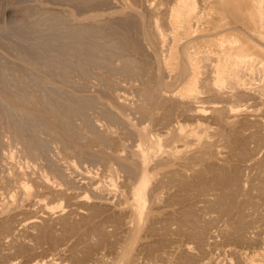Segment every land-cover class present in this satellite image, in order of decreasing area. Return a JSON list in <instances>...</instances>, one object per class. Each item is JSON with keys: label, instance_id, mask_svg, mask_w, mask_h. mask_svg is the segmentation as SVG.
<instances>
[{"label": "rangeland", "instance_id": "1", "mask_svg": "<svg viewBox=\"0 0 264 264\" xmlns=\"http://www.w3.org/2000/svg\"><path fill=\"white\" fill-rule=\"evenodd\" d=\"M92 1L89 2V0L88 1L87 0H0V29H3V30H0V64H1V66H3V67L0 66L1 71H3L1 68H4V67L7 68L12 62L19 60L20 55H22V54H20L21 53L20 50L23 49L24 46L26 48L32 47V45H33V47H36V48L38 46L40 47L41 45H39L38 42L40 43L41 40L38 41L37 39L39 38V35H41L43 33H44V36L41 35L42 37H40V38L42 39V38L48 37V38H46V39H48V42H50L52 38L55 39L57 32L61 31L64 34V35H62V37H56L58 40L56 39L54 41V39H52L53 41H51L52 43L50 42V45H51V47H54V48L49 47L48 52H52L53 49L56 50L60 45L61 46L65 45V44L66 45H72L73 43H75L74 42L75 41L74 38H76L75 32L74 33H72L73 31L68 32V29L70 27L72 28V27L77 26V25H74L75 21L70 19L72 15L77 17V18L75 17L76 20H78V19L81 20L80 23L85 22V23H81L82 25H80L78 27L84 28V26H86L84 28V29L87 28V30H85L86 31L85 33L88 36L90 35L89 37L85 35L86 38L83 40V42L85 41L84 44H83V42H81V45H83L82 50L85 52L86 51L85 49H87L85 47H87L88 45H92V43H94L95 45L98 44L97 45L98 47H99V45L101 46V48L104 47L102 50L105 51L104 52L100 49V51L98 52L97 51L98 47L96 50L97 54L98 55L100 54L99 57H101V59L99 58L100 59L99 62L103 61V65L105 63L104 66L102 65V62L100 64L97 60H95L97 63L94 64V62H95L94 59H92V62H93V64H92L91 62L87 61V59L85 60V58L79 57L80 59L77 58V60H75L76 59L75 58L74 60L79 61V62H77V63L74 62L73 64L78 69L82 68V71H85V72L82 73L80 71L81 69L78 70V69H76V67H75V69H73L74 65L71 63H68L71 66L73 65L72 67L69 65L68 66L71 67L74 71L72 70L73 71L72 72L70 70L71 68L69 69V71H66L67 75H69V76L66 75V77H65L66 79L64 78L63 80H61L58 77H55V79L52 80L51 84L55 85L57 87L56 91L54 90V92L53 91L51 92L49 87H47V89L45 91H43L44 94L45 93L47 95L51 94L54 101L56 99H58L59 104H57L58 102L56 100L55 102H57L56 103L57 105L55 106V108L58 107V109H60V110H61V108L62 109L64 108V107H60V106H66L65 108H67V106H69L71 104V102H73V101L76 102L75 99L77 98L78 101L76 103L78 104V106H76L77 104L75 103L76 104L75 107L82 110L84 113L80 111L79 113H80V115H82V116H80L79 113H77L78 115L75 113L76 114L75 115L74 113L72 114L71 112H69V114L71 113L70 117H67L65 121H62V123H64L62 125L63 127L57 128L53 124L55 126L56 130L57 129L60 130V133L62 131L64 132V133L62 132V134L57 132V133H59V136H61L60 138H59V136L57 137V135H55L56 133L54 130H53V133L50 130L51 131V134H50L48 131L49 129L45 130V129H47L46 127H45V129H43L44 125H42L41 123H38L37 121H35V123L32 122V127L37 128V131H36V128H34L35 129L34 140L37 137L38 140L36 139L35 141H36V144H38L37 146H39V148L35 149L34 151H39L38 153L34 152V154H31V155H30V152L28 153L26 147L28 144H31V142L29 141L31 139H29L30 137H28L29 135H28L27 131H25L27 134V137H26V134H24V136H25L24 139H23V136H22V138L21 137L13 138L15 136V134L13 136L14 132L12 133L10 131V129L6 128L7 126H5V124H6L5 120L10 118L11 115L9 116L8 113H10L9 111H11L12 109H10L9 105H8L9 106V108H8V106H6L7 104H5V106L3 105L2 107H0V117H1L0 132L2 133V135L0 133V137H1L0 138V163H1L0 164V264H5V263L6 264H13V262H14V264H33L36 261H40V259H41V262L43 261L44 263H47L50 261L51 262L57 261L58 263L61 262L62 264H83V262L86 263V261H84V260H86V258L88 256L92 257V259L93 258L98 259L100 256H103L104 260H107L110 262V260L113 259L112 257H116L119 254V252L121 253L123 250L124 251L128 250L129 260L132 262V264H144V263L147 264L148 260L150 261V258H152L151 259L152 261L149 263L155 264L156 263L155 260L158 262L160 260V259H157L156 256L154 257V255L157 254V251L159 253L160 250L162 252L164 249L165 250L167 249V251L169 253H171L174 248H178L177 245L182 246V244L184 243L183 245H185L186 242H187V245L191 244L190 247H193L192 249L190 248L191 253L188 254L186 252H183V251L181 252L180 250H178L179 252H176V254H177V257H176L175 256L176 254L173 253L176 250V249H174V251L172 252L173 255L172 254L171 255L174 256V259L179 258L178 259L179 261H175L176 259L174 260L173 258L171 260L172 256L170 255V258H169L170 260L168 259L170 262L171 261L174 262L173 264H176V262H178V264H182V262L180 261V258H181V256L183 257L185 255V254L183 255V253H186V256L188 254L189 258L191 260L194 258V257L192 258L191 254L192 255L194 254V256H196L195 257L196 259L197 258L199 259V257H200L201 260H204V258L206 257L205 260L202 261V263H200L201 261L198 262L200 264H205V263H207V264L208 263L209 264H243L242 263L243 259H241L242 258V252L244 250H246V252L251 253L254 251L253 249H257L256 245H254L257 240H255V238L253 237V234H250L253 232L252 230H256L255 229L256 227L254 228L251 225L255 226L258 223H259L258 225H260V223H261V225L263 224V226H260V227L262 229H264V176H263L264 172L260 171L261 169H262V171H264V135H263L264 134V130H263L264 129V94L261 93V92H263L262 89H264V87H262V86H264V80H262V79H264L263 78L264 73H262L263 68H261L262 66H261V62H260V61H263V59H264L263 58V56H264V37H260V36L264 35V31H263V34L260 35L259 32L253 31V33H252L251 30L248 31L247 29L244 28L245 29L244 31L245 32L247 31L246 32L247 34L252 33L255 36L253 42L256 41L257 45L254 43V46H253L254 50H251V49H253V47L250 50L254 51L255 54H256V52H255L256 49H258V50H256L257 52L259 51L258 54H256V55L254 54V56H253V57H255L253 59L254 63L252 61L251 62L249 61V63H253V65L252 64L248 65V63H246V65H245L246 67H248V69L245 67L246 68L245 71L242 72L243 73L242 74V77H243L242 81L247 83L245 85L243 84L244 86L243 85L241 86V84L239 85L236 82L235 83L231 82V81H234L233 79H229V80L227 79V81H224L225 86L224 85L222 86V90H221V86L216 87L217 84L215 85V82H214L213 76H212L213 74L212 73L210 74V71H212V68L215 67L216 62L214 63V61H211V60L212 59L214 60V58L216 57V55H214V54H216V52L212 51V53H210L208 51H204L202 53L201 52L202 51V49H201L202 43L200 44V42L198 41L199 39L196 40V42H199L200 46L199 45H198V47L194 46L193 47L194 49H193L192 45L191 46H190V44L188 45L193 50L196 49L194 52L197 53L198 51H200V54L198 52L197 55H196V53L194 54V52H193V54L195 56H197L198 59L200 60V61L198 60L199 63H197V65H199L200 67L198 66V70H199L198 75L199 76L197 75V77L199 79L196 78V81H195V84L197 86V90H199L197 92V95H199V99L198 98L194 99L193 101H195V103L193 102L192 105L194 104V105H202V106H206V107L208 106V108H209V106H213V104H214V106H217V108L221 109L220 107H222V105L225 104L226 107L228 106L227 108H229V109H227V110H229V111H227V112H229V114H231V116H232V114L235 115L236 112H238V111H239L238 114L239 115L241 114L240 116L239 115L237 116V114L235 116H233L234 119H236V122L233 120V117H232V119H230L231 120V122H230L229 118L231 116H228V114H226V116H228V117H225V115H224L225 114L224 112L226 111V107L224 108L225 109L224 112H223V107L221 109L222 110L221 114L224 113L223 114L224 117L222 115L215 114L216 116L219 117V119L215 115H214L215 117L212 115V113H214L212 110H211V114H210V108H209V110L206 109V111L202 115V117H204L207 114V116H205L204 119H206L210 116V118L206 119V120H209L210 122H208V121L204 122V120H203V123L206 125L208 122L207 127H208V129H210L212 131L211 132L208 130L209 133L207 132L206 141H211L209 143H211V144L213 143L212 144L213 146L211 148H209L210 146H208L206 148L207 150H202L203 153L202 152H201L202 154L200 153L201 159H200V161H198V162H200V164L197 163L195 165V174L194 173L192 174L194 176V181H195L194 183L195 184L193 183V180H192L193 177L191 175L192 179L190 177V180L192 181V184H194L193 185L194 187L190 188L189 185H190L191 181L189 179L185 178L186 180L190 181V182L189 181L187 182V184L189 183L188 185L186 184V182H185L184 186H183V184L181 186V185H178V183H176L177 182V180H176L177 176H175L174 174H176L177 166L175 165V161H173V159H170V160L168 159V161H164L165 158L162 159V157H164L165 155L162 151L165 148L164 149H163V147L161 148V146H163L162 143H164L166 140L168 141L169 136L172 135L171 133H174V132H171V130L174 131V127L176 125L175 123L177 121H182L184 118V116L182 117V115L181 116L179 115L180 114L179 111H178L179 114L178 113L176 114L178 117H176V115H175V117L177 119L176 122H175L176 119L174 120L173 116L175 114L176 108H178L179 105L181 104L180 102L185 101V100H183V101L181 100V101H179V103H180L179 104L178 101H176V97H174L175 92L178 91L179 88H181V86H182L181 84H184L185 81L179 82L178 84L180 86L178 84H175L174 88L172 86V89L176 88V90H174L175 92L172 91L171 88H170L171 90L169 91V88L167 86H165L167 89L164 87V82L171 80L170 81V83H171L172 79L174 80V76L177 72V68L175 66H173L171 68L174 71L176 70V72L174 73L171 69H169V68L167 69V67H165L166 64L164 65V60H166V58H167V56H165L166 54L164 53L165 52L164 51L165 46H162V47L159 46V47L155 48L152 45L150 46V44H148V42H146V40L144 42H142L144 37L142 36L143 32L141 29H142V26L144 27V25H141V23H139L140 19H141L139 17H142L141 15H142V13H144L142 8L138 9V6H137L139 16L138 15H135V16L136 17L138 16L137 18H139V22L133 24L132 26L131 25L126 26L125 22H123L125 20V19H123V16H124V18L127 17V19L129 20V18L132 19L133 18L132 15H134L132 13L133 12L132 11V5L128 6L130 1L129 2H128V0H125V2H124V0H120V1L119 0H109V1L108 0H92ZM153 1H154V3H153ZM158 1L159 0H152V5L155 4L154 7H152L153 9H156V7L158 6V5L156 6ZM161 2H167V1L163 0ZM161 2H159V4ZM198 2H199V0H198ZM165 4L167 5V3L159 5L162 8L159 10V12H161V10H165V8H166ZM89 5H91V6H89ZM81 6H83V7H81ZM121 11L123 14L121 13ZM45 13H46V15H45ZM95 13H97V14H95ZM152 13H153L152 15H154V12H152ZM48 14H49V16H48ZM155 14H156V10H155ZM228 14H230V13H227V16H225L226 19L223 18L224 22L226 20L230 21L233 19L232 17H230L231 14L230 15H228ZM60 15H61V17H59ZM88 15H89V18L87 17ZM237 15L238 16L241 15L239 17H244V16H242L243 14L237 13ZM47 16H48V18H47ZM42 17L47 18V20H45V19L42 20ZM161 17H163L165 19V16L161 15ZM66 18H68V19H66ZM109 18H110V20H109ZM48 19H50L51 23H53V24L58 23L59 25L55 24L57 27L60 25H62V26L58 27V30H56L57 27H56V29H52L51 27H47V25H43L42 27L39 26L41 22L43 24H48L49 22L46 23L47 21H49ZM111 19L114 21L113 23L111 22L112 21ZM44 20H45V22H44ZM161 20H163V19L161 18L159 21H161ZM165 20H163L164 23H165ZM38 21H40V23ZM109 21L111 22V24H109L110 23ZM37 22H38V24H37ZM62 22H63V24H61ZM94 22H95V24H93ZM97 22H99L100 24ZM103 22H104V24H102ZM163 22L161 21L162 25H164ZM106 23L109 25H107ZM70 24H71V26H70ZM115 24H116V26H115ZM136 24H138V25H136ZM238 24L241 25V23H238ZM4 25H5L6 29H5V27H3ZM36 26H38L39 28L38 27L36 28ZM90 26H93V29ZM118 26H124V27L126 26V27L124 29H122V27H120L122 29L121 30ZM67 27H69V28H67ZM88 27H90V28H88ZM46 28H48V29L46 30ZM49 28H51L53 31L51 29H50L51 30L50 31ZM136 28H138V29H136ZM42 29H44V31ZM113 29H119L121 31H124L127 33V35L135 37V38L142 36L140 39H142L141 42L143 43V46L145 45L144 48L146 47L145 48L146 50L144 49V52H142V54H140L138 52L134 53V52L126 51V50H123L120 48L121 51L123 50L121 52L119 49H116L117 47H115V48L113 47L116 50H114L113 48L110 49V47L114 45V44H112V42L117 41L115 38H117L116 36L119 34V30L116 31ZM36 30L38 33L36 32ZM40 30H42L41 32H43V33L40 34V32H39ZM54 30L56 32H54ZM113 31L118 32V33L112 34ZM132 31H133V33H132ZM135 31H137V32H135ZM35 32L37 34H35ZM87 32L89 34H87ZM237 33L239 35H240V33H242V35H244V36L247 35L246 33L240 32V30L237 31ZM115 34H117V35L114 36ZM137 34L138 35L140 34L141 36H138ZM73 35H75V36H73ZM136 35H137V37H136ZM35 37H37V38H35ZM119 37H121V35L118 36V38H117L118 40H120ZM33 38H34L35 42L33 41ZM66 39H68V41ZM69 39H71V40H69ZM256 39H258V40H256ZM210 40H212V38H210V37L205 38V39H203V41H204L203 43L204 44L209 43ZM88 41H89V43H87ZM29 42H31V43H29ZM109 43H110V46L108 47L107 45H109ZM193 43H194V41H192V44ZM29 44H31V45H29ZM86 44H88V45L86 46ZM104 44H106V45H104ZM116 44H118V42H116L115 45ZM205 46H207V44ZM39 47L37 48V50L40 53L43 52L46 55V56H43V54L41 53L42 57H43L42 59L44 61H45V59H46V61H49V60L53 61V60H51V58H52L51 53H48V52L45 53V51H43L44 50L43 48H45V47H43V48H42V46L40 47L43 50L39 49ZM195 47H197V48H195ZM106 48H108V49H106ZM190 48H189V50L191 53L192 49H190ZM206 48L208 49V47H205V49ZM50 49H51V51H50ZM154 49H156V50H154ZM15 50H18L19 52L17 53V51L15 52ZM108 50H110V51H108ZM113 50H114V52H113ZM203 50H204V48H203ZM23 51L24 50H22V52ZM124 51L126 53H124ZM148 51H150V53ZM112 52L113 53L116 52L114 54L115 58L112 57L113 56L111 54ZM53 53L54 52H52V54ZM144 53L146 54V56L144 55ZM97 54L94 56L96 57ZM101 54H103V55H101ZM118 54H120V56ZM203 54H205V55H203ZM208 54H209V56H208ZM116 56H118V57H116ZM206 56H208L209 59L206 58ZM102 57H103V59H102ZM129 57H132L131 59H136V58L137 59H136V61L133 60V62H132V60H131L129 62V60H130ZM143 57L145 59V60H143V62L145 63V61H146V63H145L146 65L141 64ZM145 57H147V59ZM154 57L158 58V60H160V62L157 61V59H155ZM164 57H166V58H164ZM211 57H212V59H211ZM111 58H113V59H111ZM80 60H81V63H80ZM82 60H84L85 62L84 61L82 62ZM121 60H123V61L121 62ZM140 60H141V62H140ZM9 61H10V63H9ZM105 61L109 62V64L106 63ZM203 61H204V63H203ZM7 62H8V64H7ZM123 62L126 65L128 64V66L122 65ZM139 62H140V64H139ZM152 62H154V63L152 64ZM82 63H84V64H82ZM132 63H133V65H132ZM115 64H117V65L115 66ZM135 64L137 66H139L140 68H142L143 71L145 70V72L140 70L139 67L138 68L140 71L138 70V68H137V70L133 69L136 66ZM257 64H258V66H257ZM5 65H7V66H5ZM86 65L88 68H86V67L84 68V66H86ZM131 65L133 66V68H132L133 70L138 71V72L142 71V73L141 74L139 73L140 74L139 75L138 72L135 73L133 71V73L135 75H133V77L130 78L132 76L130 74V73H132V71L130 70ZM140 65H142V66H140ZM158 65H160L161 68L160 67L157 68ZM78 66H80V67H78ZM89 66L90 67L92 66V68H90ZM98 66H100V67H98ZM123 66H126L129 68V71H130L128 73L129 75L127 74L128 71H126V69H124ZM152 66H153V68H150ZM94 67H95V69H93ZM112 67H113V69H112ZM117 67H119V68L122 67L123 69L122 68L119 69ZM144 67H146V68H144ZM6 68H4V69H6ZM242 68H244V66ZM258 68H260V69H258ZM91 69L95 70V71H92L94 73L91 72ZM159 69L160 70L162 69V70L159 71V73H158ZM206 69L207 70L209 69V70L206 71ZM113 70L115 71V73H113L114 72ZM203 70L207 73L203 72ZM260 70H262V71L260 72ZM162 71H163V73H162ZM168 71L169 72L172 71L173 73L172 72H171L172 74L168 73ZM68 72L69 73L72 72V73L69 74ZM155 72L158 74V76L154 75ZM208 72H209V74H208ZM244 73L246 75H244ZM261 73L263 74V76L261 75ZM168 74H170L171 77L166 76ZM9 76L10 75L7 76L8 78L6 77L5 81H7V79L9 80V82L11 80L14 81L13 78L9 79ZM134 76L135 77L140 76V77L135 78ZM151 76L154 78H152ZM163 76H164V78H163ZM165 76L168 78H166ZM0 77L3 78L2 76H0ZM10 77H13V76H10ZM99 77H101V78H99ZM210 77L212 78L213 81L210 80ZM261 77H262V79H261ZM159 78L161 81L159 80ZM166 79H167V81H165ZM201 79H203L204 81ZM3 80H4V78L2 80H0L2 82L1 85H3V82H4ZM162 80H164V82ZM205 80L206 81L210 80V82H212V83H210L208 81H207L208 82L207 83ZM13 81L11 82V84L13 83ZM68 81L70 84L68 83ZM95 81H97V82H95ZM146 81L148 82V85H146ZM151 81H153V82L151 83ZM202 81L206 82V84L202 85ZM106 82H108V84ZM230 82H231V84H230ZM7 83L8 82H5L4 84H6V85L10 84V83H8V84ZM153 83H155L156 86ZM156 83H158V84H156ZM232 83H233V85H232ZM11 84H10V87L11 86L13 87V85H11ZM159 84H160L161 89L158 88ZM207 84H209L208 88L207 87H205V88H207V89L210 88L211 90L216 91L215 94H210L209 92L213 93L212 91H210V89L207 90L208 92H206L205 90L204 91L201 90V89H204L202 87L204 85H207ZM210 84H212V86H210ZM145 85L146 86L150 85L149 87L151 88V92L153 91L152 92L153 96L155 95L157 98H155V96L153 97L152 94H150L151 97L149 95H147L148 98L146 96H144L146 94H144L145 92H142V90H143L142 87L143 86L146 87ZM201 85H202V87H199ZM234 85H236V86H234ZM1 87L2 86H0L1 91H5V90L7 91V89L9 90V88H10L9 85L6 86L9 88H5V85L3 86V89H1ZM215 87H216V90H214ZM243 87H245V88H243ZM58 88H59V91H58ZM60 88H61V90H60ZM82 88H84V89L82 90ZM109 88H111V89L109 90ZM198 88H201V89H198ZM235 88L237 90H234ZM239 88H240V91H238ZM107 89H108V92H107ZM249 89H251L252 91ZM259 89H260V91H258ZM231 90H232V93L230 94ZM217 91H218V94H217ZM223 91H226L229 94L227 95L226 92H223ZM235 91H237V93L239 92L238 95ZM220 92L225 93V94H219ZM233 92L235 93V95ZM259 92H260V94H259ZM137 93H139V94H137ZM240 93H242V95ZM53 94H54V97H53ZM57 94H58V96H56ZM100 94H102V95H100ZM239 94H240V96H239ZM73 95H74V97H73ZM140 95H142V96H140ZM218 95H219V97H218ZM77 96H80V98L82 96L83 98L78 99ZM223 96H225L226 98ZM87 97H88V99L91 98L92 100H93V97H96L97 100L96 99H94L95 101L93 100V102L95 104L92 102V100H90V102H92L90 104L89 100H87ZM99 97H101V98H99ZM107 97H109L110 99H108ZM114 97L117 100H115ZM140 97L141 98L143 97V98L141 99ZM228 97H230V98H228ZM239 97H241V98H239ZM151 98L155 99V101H157V102H155L154 100H151ZM238 98H239V100H238ZM63 99L64 100L66 99V101H64ZM71 99H73V101H71ZM83 99L87 104L84 102V105L80 106V104L82 105ZM214 99L215 100L217 99L216 101L218 103L217 102L212 103V101H215ZM224 99L227 101V103H226V101H224ZM69 100L71 102H69V104L66 103ZM140 100L143 101V103H150L151 106L146 105V104L143 105V103H141L142 105L139 104L141 102ZM177 100H180V99H177ZM200 100H204L203 101L204 104H203V102H198ZM61 101H62V103H60ZM221 101L223 104L220 103ZM79 102H80V104H79ZM196 102L198 104H196ZM120 103L121 104L123 103L124 105L121 106ZM154 103L156 104L155 107H154V105H155ZM216 103H217V105H216ZM173 104H174V106H173ZM184 104H186V101ZM184 104L182 103L180 105V107ZM190 104L191 103L189 102V104L184 105V107L182 106L183 108H185V109L182 108L183 111L186 112L187 111L186 108H189L191 106ZM41 105H36V106L40 107L42 109L43 105L42 106ZM138 105H140L139 108L146 106L145 107L146 109L148 106L150 108L152 106L154 107V108L152 107L151 109L148 107L150 111L147 110L149 113L147 116L145 115L147 120H145V117L141 114L140 109L138 108ZM177 105H178V107H175ZM79 106H80V108H79ZM185 106H187V107H185ZM173 107H175L174 108L175 110H173ZM232 107L235 109H233ZM7 108L9 109V111ZM43 108L45 109L46 107L44 106ZM231 108L233 109V113L231 112V110H232ZM239 108H240V110L243 109V112H242V110L240 112ZM134 109L135 110L137 109V111H135ZM167 109H170L171 111L167 113V111H166ZM182 109H181V111H182ZM132 111H134V112H132ZM172 111H174L173 112L174 114H169ZM246 111H248V112H246ZM153 112H155V113H153ZM249 112L254 116H252L250 118L251 114H249ZM254 112H255V114H254ZM121 113H122V115H121ZM150 113H151V115H150ZM188 113L186 112L184 114L186 115ZM256 113L259 114L258 117H257ZM4 114H5V116H8V117H5ZM69 114L67 113V116ZM139 114L142 116V118L144 120L143 119L141 120V117ZM163 114H165V115H163ZM12 115H14V114H12ZM18 115H19V117L14 115L16 117L13 116L12 117L13 120H14V118H15V120H16V118H19L21 121H23L24 119L21 118L22 117L21 112H18ZM73 115H75V116H73ZM167 115H168V117H167ZM169 115L172 117H170ZM211 115L213 116V118ZM152 116H154L153 117L154 119L152 118ZM179 116L182 119L181 118L178 119ZM236 116H237V118L239 117L238 119L240 120V122L237 121ZM166 117L169 119H167ZM186 117H188V119H189V115H186L185 118ZM84 118H87V119L83 120ZM226 118H228V119H226ZM149 119H150V121H149ZM186 119H185V121H186ZM224 119L227 120V122L229 121L231 123V125H233V124L234 125L231 126L230 123L222 124L225 121ZM31 120L32 119H30V122L28 121L29 124L31 123ZM123 120H125V121H123ZM173 120H174V122H173L174 124H171ZM16 121H19V120H16ZM233 122H235V123H233ZM36 123H38L39 125L37 126ZM67 123H69V125ZM253 124H254L255 128H254V126H252ZM70 125H71V127H70ZM72 125H74V127L76 128V130H75L76 133H75V131H72L75 129V128H73ZM68 126L70 128H68ZM235 126H236V129L233 128ZM64 127L65 128L67 127V129H65ZM87 127L91 128V129H88ZM172 127H173V129H171ZM257 127H258V130H257ZM261 127H263V128H261ZM62 128H64V130H62ZM140 128H144V129L146 128L145 130L148 131L149 137L148 136L144 137L147 142L145 141V139H143L142 136L140 137V136H138V134H136L138 132H135V130L138 131V129H140ZM239 128H241V129H239ZM77 129L79 132H82V133H78ZM221 129H222V131L219 132L218 130H221ZM226 129H228V130H226ZM259 129L261 131H259ZM40 130L41 131L44 130V131L41 132ZM66 130L68 131V134H69V131L72 132V133L70 132L71 135L69 134L68 136H70V137H68V138H66V136H67L65 134V133H67V132H65ZM216 130L218 131L219 134L216 133ZM154 131H155V134H158V133H160V134L163 133V135L165 134L164 136L161 134L160 137L162 140H160V142H159L160 144L155 141L156 137H154V136H156V135H153V134L150 135V133H154ZM169 131H170L171 135L167 134V133H169ZM47 132H48V134H47ZM249 132H250V134H252L251 136H253V138L250 137ZM221 133H222V135H221ZM254 133H255L256 137H255ZM78 134H81V135H78ZM166 134L168 136L167 138H166ZM208 134L209 135L214 134V135H211V137H210ZM247 134H249V135H247ZM259 134H260V136H259ZM77 135L79 136V140H78ZM93 135H95V136H93ZM246 135H247V139L245 137ZM98 136H99V138H98ZM212 136H214V137H212ZM261 136H263V137H261ZM64 137H65V139H64ZM74 137H75V140L72 141V138L74 139ZM208 137H210V138H208ZM239 137L241 138L242 141L240 140ZM258 137L259 138L261 137L260 138L261 141H259L260 139ZM26 138L28 139V141H26L27 140ZM163 138H166V140H164ZM229 138L231 141L229 140ZM20 139H21V141H20ZM45 139H47V140H45ZM141 139L144 142L141 141ZM152 139H154L155 143H157L159 146L160 145L161 146L159 147V146L155 145V143L152 141ZM171 139H172V136L170 137L169 142L171 141ZM212 139H214L215 142H212ZM1 140H4V141H1ZM76 140H77V142H76ZM235 140L236 141L238 140V141L236 142ZM25 141L28 143L27 145H25ZM31 141L33 142V140H31ZM38 141H41V142L45 141V143L47 145L44 143L42 144L41 142L37 143ZM78 141L80 143H78ZM161 141H162V143H161ZM140 142H141V144H140ZM142 142L144 143L145 147L142 146L143 145ZM214 144H215V146H214ZM44 145L48 146V148ZM152 145H154V146H152ZM41 146H43L42 150L40 149V148H42ZM164 147H165V145H164ZM86 148H87L88 152L82 150V149H86ZM89 148H90V150H88ZM132 149H134V151H135V149L138 151L141 149V151H139V152H142V154L145 156L144 157L145 160H144V158H142L138 161L139 163H137V164L135 163L136 161H134L136 167L137 166L139 167V168L137 167L138 168L137 170L140 171V169L141 168L142 169L140 172H137V173L135 172V174H133V175H128V174H126V170H124L122 163L124 161H129V160H126L128 158L130 159V161H132L131 160V158H132L131 154L133 152ZM82 151H83V154H81ZM207 151L209 153V156L213 155V153H214V155H216V152L218 153L217 154L218 156H212V157L210 156L209 157V156H207L208 155ZM206 153H207V155H206L207 158L205 157ZM90 154H91V157H90ZM92 154L95 155L96 157L95 156L92 157L93 156ZM97 155H99V156H97ZM104 155H105V157H104ZM159 155L161 157L160 160H159ZM161 155H163V156H161ZM219 156L220 157L224 156V157H222L223 158L222 159ZM251 156L253 157V160H252ZM121 157L125 160H123ZM116 158L118 159V162H117ZM247 158L248 159L251 158V159H249L250 162L248 161ZM202 159H204V160H202ZM208 159H209V161H208ZM212 159H214V160H212ZM156 160H157V162H156ZM141 161L143 162V164ZM171 161H173L174 163L173 162L170 163ZM244 161H248L249 163L246 162V164H244ZM253 161H255V162H253ZM50 162H51V164H50ZM212 162H213V164H212ZM251 162H253V163H251ZM259 162H260V164H259ZM160 163H162L164 165H162ZM215 163L217 166L214 165ZM222 163H223V166H222ZM224 163H225L226 167L224 166ZM257 163L259 165H257ZM155 164L157 166H155ZM247 165H249L248 168H247ZM120 166H121V168L122 167L123 168L121 169ZM197 166H199V167L201 166L202 170H200L201 168L199 169V167H197ZM206 166H208V167H206ZM212 166L215 167V169ZM251 166L254 168H252ZM4 167L6 170L4 169ZM211 167H212V169H211ZM216 167H220V168H218V170H220V172L216 171L217 170ZM251 168H252V170H251ZM196 169H198L202 173L201 174L198 173V170H196ZM142 170H143V172H142ZM256 170H258V171H256ZM196 171H197V173H196ZM210 173H211V175H210ZM204 174H206V175L204 176ZM214 174H216L217 176ZM196 175L199 178L197 177L195 180ZM237 176H238V178H241V179L243 178V181L241 180L242 183L237 178ZM125 177H127V179ZM143 177H144V179H143ZM203 177H206V178H203ZM141 178L143 180H141ZM208 178H210V179L212 178V179L208 180ZM244 178L245 179L247 178V180L249 179L248 182H246ZM133 179H134V183H132ZM200 179H202V181ZM206 179L208 180L209 185L205 184V181H207ZM213 179H215V180L217 179L216 182ZM218 179H219V181H218ZM16 180H18L19 182ZM173 180H175L176 182ZM238 180L240 182H238ZM236 181H237L239 186H237ZM198 182H200L201 184ZM16 183L18 185L24 184L26 187V191L24 192V190H23V192H22L21 189L19 191L17 189L18 185H16ZM203 184H204V186H203ZM186 186H187V188H186ZM240 186L243 188L242 189L243 191L241 190V188H238ZM177 187H182L183 189L185 188L189 191H187V190L185 191V189L183 190L182 188H177ZM228 187L230 188L229 190H228ZM196 188H197V190H196ZM210 188L211 189L214 188V190L212 189L213 192L214 191L216 192V190H217L216 193L219 195H217L213 192H210L211 191ZM190 189H192V190H190ZM225 189H227V190H225ZM238 189H240V190H238ZM182 190H183V192H181ZM209 192L211 195L208 194ZM25 193L26 194L28 193V195H26ZM186 193L189 195H187ZM205 193H207V194H205ZM212 193H213V195L215 194L214 195L215 198L213 197ZM139 195H140V198H139ZM205 195L206 196L209 195L211 197V198L209 197L211 200L208 198V196L206 198ZM152 197H154L155 200ZM216 197H218V198H216ZM206 199H207V201H208V199L210 200V201H208V202H210V204L207 201H206L207 203L204 201ZM212 199H214V200L216 199V200L213 201ZM37 200H38V202H37ZM181 200H182L183 204H181L182 203ZM153 201H155V202L153 203ZM199 201H201V202H199ZM211 201H213V203H211ZM141 202H142V204H141ZM232 206H233V208H232ZM241 206L243 209L240 208ZM120 208L122 210H120ZM184 209H186V210H184ZM237 210H240L239 212L243 211L244 214L243 213H240V214L244 215L243 217H244V219H246L247 222L248 221L250 222V220H251V222H253L252 217L254 219V224L249 225V227L247 226L248 230H249L250 226L254 229L250 228L252 230H250V231L247 230L248 233H245L246 232V230H245V232H243L242 236H240L239 233H236L235 229L233 227H231L232 225H230V223H228L229 221H231V219L232 220L235 219V216L237 219V216H238ZM228 212H230V213H228ZM234 213L235 214L237 213V214L235 215ZM245 213H247V215H249V214L250 215L253 214V215H251L252 217L247 216L248 218H246ZM130 214L133 216H131ZM182 214H186V215H182ZM229 214L230 215L232 214V215L229 216ZM181 215L183 217L180 219L179 217H181ZM191 216H192V218H191ZM228 217H229V221H228ZM190 218L192 220H190ZM132 219H133V222H132ZM129 220H131V221H129ZM178 220H180V221H178ZM235 220H233V222H235ZM255 220L258 221V223H255L256 222ZM191 221H193L194 224ZM229 225L231 228H233V231L237 235L235 233L233 234V231L231 230ZM258 225H257V229H260ZM194 227L197 228L196 229L197 232H196ZM206 227L207 228L209 227V229H207ZM200 228H202V232L200 231L201 230ZM221 228L227 229V231H225L226 229L225 230L223 229L225 231V232L223 231L224 235H222V233H221L222 232ZM181 229H185V232L188 231V233L186 232V234H185V232H183L184 230H181ZM189 229H192V230L194 229V230L192 232V231H189ZM228 229H230L231 230L230 233L231 232L232 233L227 236L225 234H227L226 232H228ZM215 230H216V232H214ZM180 231H182L183 233L182 232L180 233ZM210 231L214 234L215 237H213L212 233H209ZM189 232L194 233V234L198 233L196 236H197L198 241H199V239L201 240V241H199V243H200L199 245H201V246L198 245V241H196V239H193L194 237L196 238V236L194 234H193V236H191L192 234L190 235ZM219 232H220V234H219ZM199 233L200 234L202 233L201 236L203 238H204L205 233H206L207 239H208V237L210 239V240L208 239L209 242H211V240H212V242L214 241V244H212V242L211 243L206 242V243L208 245L212 244L214 247H216L215 248L216 250L213 248L212 245L204 246L205 245L204 243L201 244L202 242H205L207 239H206V236H205V239L200 238L201 236L200 237L198 236ZM216 233L219 234L220 236H218V235L216 236ZM245 234H247L246 237L250 236V238H247L245 240V238H246L244 236ZM231 235L232 236L236 235L237 237L233 238ZM221 236H224V237H222V238H224L223 240H222ZM191 237H193V238H191ZM230 237H231V240L233 241V243H232V241L229 242ZM215 238H217V240H215ZM235 238H237V239L235 240ZM194 240L197 243L193 242ZM224 240H227V241H224ZM250 240L251 241L255 240V241L250 242ZM235 241H237V242H235ZM243 241H247V242L245 243ZM225 242L232 243V244H228L230 246L229 247ZM233 244H235V245H233ZM246 244L250 245V246H247ZM196 245L199 246L198 247L199 250H198ZM252 245H254V247ZM172 246H175V247H172ZM203 246H204V249H202V250L204 252L201 251V248ZM125 247H127V248H125ZM171 247H172V251H170ZM252 247H253V249H252ZM251 249H252V251H251ZM148 250L154 251L155 254H153V257L151 254L152 251H148ZM148 252H150V254H151L150 258H148L150 255ZM180 252H181V255L179 254V256H178V253H180ZM186 256H185V258H186ZM53 258H54V260H53ZM187 258H188V256H187ZM187 258L185 259L184 263H189V262L192 263V261L186 262ZM50 259H52L53 261ZM196 259L193 260V261H195V262H193L194 264L195 263L197 264L196 261H198V260H196ZM208 259H210V261ZM59 260H60V262H59ZM91 260H90V262H91ZM163 260H161L162 264H164ZM79 261H83V262H79ZM88 261H89V259L87 260V262ZM167 261H165V264L166 263L172 264V262L170 263L168 261L169 262L168 263ZM161 262H160V264H161ZM191 263H189V264H191ZM99 264H103V263L100 262ZM156 264H158V263H156Z\"/></svg>", "mask_w": 264, "mask_h": 264}, {"label": "bare ground", "instance_id": "2", "mask_svg": "<svg viewBox=\"0 0 264 264\" xmlns=\"http://www.w3.org/2000/svg\"><path fill=\"white\" fill-rule=\"evenodd\" d=\"M88 1V0H87ZM90 1H92V0H89V2ZM109 1V0H108ZM120 1V0H119ZM130 1V3L128 4V6H130V5H132V13L134 14V15H132L133 16V18L132 19H130L129 18V20L127 19V17H125L124 18V16H123V19H125L123 22H125V25L126 26H132L133 24H135V23H137V22H139V18H141L140 19V22L139 23H141V25H144V27L142 26V32H143V40L142 39H140L142 36L139 34H137L138 36H141V37H138V38H135V37H132V36H129V35H127V33L126 32H124V31H121L122 29H124L125 27L124 26H118L119 28L120 27H122V29L121 30H119V29H113V30H119V34L121 35V37H119L120 38V40H118L117 38H118V36H120L119 34L117 35V34H115L114 36H116L117 38H115L117 41H111L112 42V44H114L113 46H111L110 47V49H112L113 47L115 48V47H117L116 49H119L120 50V48L121 49H123V50H126V51H130V52H138V53H140V54H142V52H144V49L146 48H144V46H143V43L142 42H144L145 40H146V42H148V44H150V46L152 45V46H154L155 48H157V47H159V46H165L164 48H165V56H167V58L166 57H164V58H166V60H164V65L166 64V66L165 67H167V69L169 68V69H171L173 66H175L176 68H177V72H176V70L174 71V70H172L174 73L176 72V74H175V76H174V80L172 79V82L170 83V81L168 82L167 81V79L165 80V81H167V82H164V80H162L163 82H164V87L165 86H167L168 88H169V91L172 89V86H173V88H174V86H175V84H178L179 82H184V84H181L182 86H181V88H179V90L178 91H174V90H176V88L175 89H172V91H174L175 92V94H174V97H176V101H178V103H179V101H183V100H185L186 101V104H189V102L191 103L188 107L189 108H186V112L188 113V114H186V115H189V119H188V117H186L185 118V114L184 113H186L185 111H183V109H185V108H183L184 107V105H186V104H184L185 103V101H183V102H180L181 104L183 103L184 105H182L181 107H180V105H179V107L182 109V111H181V109L178 107V105L177 106H175V107H178V108H176V110L174 109L175 107H173V110H175V114L173 113L174 111H172L171 113H169V114H174V120L176 119V117H178L176 114L178 113V111L180 112V116L182 115V117L184 116V118L186 119V121H185V119L183 118V120L182 121H177V119L175 120V127H174V131H172L171 129H173V127L170 129L171 130V132H174V133H171L170 134V131H169V133H167V134H170L171 136H172V139H171V141L169 142V140H170V137L171 136H169V140L167 141L166 140V138L168 137L167 136V134H166V138H163L164 140H166L164 143H162V141H161V143H162V145L163 146H161V148L163 147V153H164V157H162V159L163 158H165L164 159V161H168V159L170 160V159H173V161H175V165L177 166V168H176V174H174L175 176H177V182L175 181V180H173V181H175L176 183H178V185H181L182 186V184H183V186H184V184H185V182H186V184H187V182L190 180V177H191V175L194 173L195 174V165L198 163V164H200V162H198V161H200V155L203 153L202 152V150H207L206 148L208 147V146H210L209 148H211L213 145V143L211 144V143H209V142H211V141H206V139H207V132L209 133V131H211L210 129H208V127H207V124H208V122H210L209 120H206V119H208V118H210V116L208 117V118H206V119H204V117L205 116H207V114L204 116V117H202V115L205 113V111H206V109L207 110H209V108H210V114H211V110L214 112V113H212V115L214 116L215 114H218V115H222L223 117H224V115H225V117H228V116H231V114H229V112H227V111H229V110H227V109H229V108H227L226 106H225V104H223L222 103V101L220 102L221 104H223L222 105V107H223V112L225 111V107H226V111L223 113V114H221L222 113V107H220L221 109H219V108H217V106H214V104H213V106H209V108H208V106L206 107V106H202V105H192V103L194 102L195 103V101H193L194 99H196V98H198L199 99V95H197V92L199 91V90H197V86H196V84H195V81H196V78H198L197 77V75L199 74V70H198V66L199 65H197V63H199V59H198V57L197 56H195L194 54L196 53V52H194L195 50H193L194 48V46H197L198 47V45H199V42H200V44L202 45L201 46V49H202V53L204 52V51H208V52H210V53H212V51L214 52H216V54H214V55H216V57L214 58V60L212 59V57H211V61H214V63H215V67H213L212 68V71H210V74L212 73L213 75V80H214V82H215V85H216V87H218V86H221V90H222V86L224 85V81H227V79L229 80V79H233L234 81H231V82H233V83H237V84H241V86L244 84H247V83H245L244 81H242V79H243V77H242V72L243 71H245V69L247 68L248 69V67H246L245 65H246V63H248V65L249 64H252L253 65V59L255 58V57H253L254 56V51H251V50H254V43L256 44V41L255 42H253V40H254V35L252 34L253 33V31H256V32H259V34L261 35V34H263V31H264V0H199V2H198V0H166L167 2H161V1H163V0H159L158 1V3L156 4V9H153L152 7H154V5H152V0H128V2ZM93 2V1H92ZM111 2V1H110ZM124 2H125V0H124ZM123 2V3H124ZM159 2H161L160 4H159ZM72 3V2H71ZM88 3V2H87ZM97 3V2H96ZM153 3H154V1H153ZM164 3H167V5L165 4V10H161V12H159V10L160 9H162L161 8V6H159V5H162V4H164ZM80 4V3H79ZM78 4V5H79ZM85 4V3H84ZM89 4V3H88ZM119 4V3H118ZM89 6H91V5H89ZM137 6H138V9H140V8H142V10H143V12L144 13H142V17H139V18H137L138 16H139V14H138V10H137ZM140 6V7H139ZM80 7V6H79ZM81 7H83V6H81ZM86 7V6H85ZM119 7V6H118ZM123 7V6H122ZM71 9V8H70ZM92 10V9H91ZM153 10V11H152ZM155 10H156V14H155ZM115 11V10H114ZM113 11V12H114ZM117 12V11H116ZM128 12V11H127ZM141 12V11H140ZM152 12H154V15H152L153 13ZM100 13V12H99ZM115 13V12H114ZM120 13V12H119ZM121 13H122V11H121ZM227 13H230L231 14V16L230 17H232L233 19L232 20H230V21H223L224 19L223 18H225L226 19V17L225 16H227ZM237 13H239V14H243L242 16H244V17H239V16H241V15H237ZM65 14V13H64ZM73 14V13H72ZM95 14H97V13H95ZM123 14V13H122ZM141 14V13H140ZM230 14H228V15H230ZM45 15H46V13H45ZM94 15V14H93ZM112 15V14H111ZM116 15V14H115ZM127 15V14H126ZM135 15H138L137 17L135 16ZM161 15L162 16H165V19L163 18V17H161ZM48 16H49V14H48ZM48 16H47V18H48ZM86 16V15H85ZM97 16V15H96ZM95 16V17H96ZM104 16V15H103ZM58 17V16H57ZM59 17H61V15L59 16ZM76 16H74V15H72L71 16V18L70 19H72L73 21H75V24L74 25H77L76 27H67V28H69L68 29V32H72V33H74L75 32V34H76V36L75 35H73V36H75L76 38H74V42L75 43H73L72 45H60L56 50L55 49H53V51L52 52H54L53 54H52V52H48L49 51V47L50 48H54V47H51V45H50V42L51 41H53L52 39H54V38H52L51 39V41L50 42H48V39H46V38H48V37H46V38H40V37H42L41 35H43L44 36V33L43 32H41L42 30L44 31V29H42V30H40L39 32H40V34L41 33H43V34H41V35H39V38L37 39L38 41L39 40H41L40 41V43L38 42V44L39 45H41L42 46V48L43 47H45V48H40L39 46V49H42L43 51H45V53H51V55H52V58H51V60H53V61H46V59H45V61L42 59L43 57H42V54H43V56H46L43 52H39L38 50H37V48L36 47H33V45H32V47H28V48H26L25 46H24V48L23 49H21L20 51H21V53L20 54H22V55H20V57H19V60L18 61H15V62H12L7 68L6 67H4V68H6V69H4V68H1L3 71H1L0 70V76H2L3 78H4V82H3V85H1L2 84V82L0 81V86H2L1 87V89H3V86L5 85V88H9L10 87V84H11V82L13 81V80H11L10 82H9V80L7 79V81H5L6 80V77L8 76V75H10V76H13V77H10L9 76V79L11 78H13L14 79V81H13V83L11 84V85H13V87L11 88H9V90L7 89V91L5 90V91H1L0 90V107H2L3 105L5 106V104H7L6 106H10V109H12L11 111H9V106H8V111L10 112V113H8L7 111V113L9 114V116H10V118H8V119H6L5 117H8V116H5V114H4V118L6 119L5 120V126H7L6 128H8V129H10V131L13 133V136H14V134H15V136L13 137V138H17V137H21L22 138V136H23V139L25 138V136H24V134H26V132L25 131H27L28 132V137H30L29 139H31V140H33V142L31 141V140H29L30 142H31V144H28L26 141H28V139L25 141V145H27V151H28V153L30 152V155L31 154H34V152H39V151H34L35 149H38L39 148V146H37L38 144H36V139H37V137H36V139L34 140V132H35V129L34 128H36V127H32V122L33 123H35V121H37L38 123H41L42 125H44V128L43 129H45V127L47 128V129H45V130H48L49 131V133L51 134V131H52V133H53V130L55 131V135H57V137L59 136V133H60V130L59 129H55V126L57 127V128H59V127H63L62 125L64 124V123H62V121H65L66 120V118L67 117H70V114L72 113H79L80 111L81 112H83L82 110H80V109H78L77 107H75V105L77 104L76 102L78 101L77 100V98L75 99L76 100V102L75 101H73V99H71V101H73V102H71L70 100L68 101V102H66V103H68L69 104V102H71V104L69 105V106H67V108H65L66 106H60V107H64L63 109L61 108V110L60 109H58V107L57 108H55V106L57 105V104H59V102H58V99H56L57 100V102H55L54 100H53V98H52V95L51 94H49V95H47L46 93L44 94V92L43 91H45L46 89H47V87H49V89H50V91L52 92H54V90L56 91L57 89V87L55 86V85H52L51 84V82H52V80L53 79H55V77H58L59 79H61V80H63L65 77H66V75H67V72L66 71H69V69L74 65L73 63L74 62H79V61H75V60H77V58H85V60L87 59V61H89V62H91L92 64H93V62H92V59H94V61L95 60H97L98 62H99V60L101 59V57H99V55L97 54V51L99 52L100 51V49L102 50L104 47H102L101 48V46L99 45V47L97 46V45H95L94 43H92V45H88V44H86V46L87 47H85V48H87V49H85L86 51L84 52L83 50H82V46L83 45H81V42H83V40L86 38V36H88V35H86V31L85 30H87V28L86 29H84L86 26H84V28L83 27H78V26H80V25H82L81 23H85V22H81L80 23V21L81 20H76V18H75ZM88 18H89V15L87 16ZM94 17V16H93ZM47 18H43L42 17V20L43 19H45V20H47ZM80 18V17H79ZM86 18V17H85ZM97 18V17H96ZM119 18V17H118ZM163 19V20H165V23L163 22V20H161L163 23H164V25H162L161 24V21H159L160 19ZM59 19V18H58ZM66 19H68V18H66ZM91 19V18H90ZM98 19V18H97ZM96 19V20H97ZM104 19V18H103ZM45 20H44V22H45ZM49 21H47L46 23H48V24H43L42 22V24L40 23V21H38L39 23H40V27H42L43 25H47V27H51L52 29H56V25L58 24H53V23H51V21H50V19H48ZM65 20V19H64ZM94 20V19H93ZM109 20H110V18H109ZM112 20V19H111ZM120 20V19H119ZM122 20V19H121ZM54 21V20H53ZM70 21V20H69ZM68 21V22H69ZM105 21V20H104ZM38 22H37V24H38ZM93 22V21H92ZM110 22V21H109ZM112 23L114 22L113 20L111 21ZM111 22L109 23V24H111ZM120 22V21H119ZM74 23V22H73ZM72 23V24H73ZM97 23H99V22H97ZM96 23V24H97ZM116 23V22H115ZM238 23H241V25H239ZM61 24H63V22L61 23ZM66 24V23H65ZM93 24H95V22L93 23ZM100 24V23H99ZM102 24H104V22L102 23ZM107 24V23H106ZM109 24H107V25H109ZM118 24V23H117ZM59 25V24H58ZM120 25V24H119ZM136 25H138V24H136ZM60 26H62V25H60ZM60 26H58V27H60ZM70 26H71V24H70ZM88 26V25H87ZM99 26V25H98ZM104 26V25H103ZM115 26H116V24H115ZM140 26V25H139ZM3 27H5V25L3 26ZM2 27V28H3ZM38 26H36V28H37ZM45 27V26H44ZM58 27H57V29L56 30H58ZM78 27V28H77ZM90 27H92V29H93V26H90ZM90 27H88V28H90ZM100 27V26H99ZM39 28V27H38ZM51 28H49V30L51 29ZM108 28V27H107ZM114 28V27H113ZM117 28V27H116ZM129 28V27H128ZM132 28V27H131ZM134 28V27H133ZM247 29L248 31L249 30H251V32L252 33H246L244 30L245 29ZM5 29H6V27H5ZM4 29V30H5ZM48 28H46V30H47ZM51 29V30H52ZM102 29V28H101ZM136 29H138V28H136ZM0 30H3V29H0ZM48 30V31H49ZM50 30V31H51ZM62 30V29H61ZM129 30V29H128ZM140 30V31H141ZM240 30V32H243V33H246L245 35L246 36H244V35H242V33H240V35L237 33V31H239ZM35 31V30H34ZM49 31V32H50ZM53 31V30H52ZM60 31V30H59ZM102 31V30H101ZM100 31V32H101ZM112 31V30H111ZM36 32H37V30H36ZM35 32V34H37ZM54 32H56L55 30H54ZM53 32V33H54ZM66 32V31H65ZM135 32H137V31H135ZM141 32V33H142ZM106 33V32H105ZM112 33V32H111ZM114 33H118V32H114L113 31V33L112 34H114ZM132 33H133V31H132ZM55 34V33H54ZM87 34H89L88 32H87ZM91 34V33H90ZM101 34V33H100ZM255 34V33H254ZM62 35H64L63 34V32H57V34H56V36H55V39H54V41L57 39L56 37H62ZM86 35V36H85ZM96 35V34H95ZM107 35V34H106ZM137 35H136V37H137ZM37 36V35H36ZM49 36V35H48ZM67 36V35H66ZM90 36V35H89ZM88 36V37H89ZM100 36V35H99ZM259 36V35H258ZM257 36V37H258ZM38 37V36H37ZM37 37H35V38H37ZM65 37V36H64ZM71 37V36H70ZM87 37V38H88ZM97 37V36H96ZM107 37V36H106ZM208 37H210V38H212V40H210L209 41V43H203L204 41H203V39H205V38H208ZM260 37H264V35L263 36H260ZM99 38V37H98ZM114 38V37H113ZM169 38V39H168ZM122 39V40H121ZM199 39V40H198ZM58 40V39H57ZM61 40V39H60ZM65 40V39H64ZM67 41H68V39H66ZM69 40H71V39H69ZM93 40V39H92ZM95 40V39H94ZM141 40H142V42H141ZM183 40V41H182ZM196 40H198L199 42H196ZM256 40H258V39H256ZM27 41V40H26ZM33 41H34V38H33ZM106 41V40H105ZM192 41H194V43L192 44ZM202 41V42H201ZM35 42V41H34ZM57 42V41H56ZM95 42V41H94ZM104 42V41H103ZM116 42H118V44H116L115 45V43ZM197 44H196V43ZM206 42V41H205ZM22 43V42H21ZM29 43H31V42H29ZM43 45H42V44ZM52 43V42H51ZM85 43V41L83 42V44ZM87 43H89V41L87 42ZM71 44V43H70ZM101 44V43H100ZM111 44V45H112ZM145 44V43H144ZM190 44V46L192 45V48H190V46H188ZM204 44V45H203ZM207 44V46H205ZM29 45H31V44H29ZM55 45V44H54ZM53 45V46H54ZM102 45V44H101ZM104 45H106V44H104ZM257 45V44H256ZM58 46V45H57ZM85 46V45H84ZM108 47L110 46V43H109V45H107ZM200 46V45H199ZM216 46V47H215ZM23 47V46H22ZM97 47H98V50H97ZM148 47V46H147ZM197 47H195V48H197ZM205 47H208V49L206 48L205 49ZM215 47V48H214ZM253 47V49H251ZM257 47V46H256ZM113 48V49H114ZM150 48V47H149ZM189 48L190 49H192V51H191V53H190V50H189ZM203 48H204V50H203ZM46 49V50H45ZM106 49H108V48H106ZM116 49H114V50H116ZM160 49V48H159ZM251 49V50H250ZM256 49V48H255ZM260 49V48H259ZM22 50H24L23 52H22ZM55 50V51H54ZM97 50V51H96ZM114 50H113V52H114ZM122 50V51H123ZM146 50V49H145ZM154 50H156V49H154ZM161 50V49H160ZM256 50H258V49H256ZM255 50V52H256V54H258L259 53V51L257 52ZM17 51V53L19 52L18 50H15V52ZM50 51H51V49H50ZM102 51H104V50H102ZM108 51H110V50H108ZM121 51V50H120ZM121 51V52H122ZM158 51V50H157ZM262 51V50H261ZM105 52V51H104ZM111 53L113 56L112 57H114L115 55V53L117 52H115V53ZM146 52V51H145ZM149 53H150V51H148ZM167 52V53H166ZM193 52H194V54H193ZM199 52V54H200V51H198ZM197 52V53H198ZM101 53V52H100ZM103 53V52H102ZM124 53H126L125 51H124ZM147 53V52H146ZM197 53H196V55H197ZM209 53V54H210ZM41 54V55H40ZM55 54V55H54ZM97 54V56L95 57L94 55H96ZM148 54V53H147ZM209 54H208V56H209ZM255 54V55H256ZM14 55V54H13ZM18 55V56H19ZM50 55V54H49ZM101 55H103V54H101ZM106 55V54H105ZM104 55V56H105ZM117 55V54H116ZM119 56H120V54H118ZM125 55V54H124ZM132 55V54H131ZM144 55L146 56V54L144 53ZM203 55H205V54H203ZM261 55V54H260ZM82 56V57H81ZM127 56V55H126ZM139 56V55H138ZM143 56V55H142ZM149 56V55H148ZM157 56V55H156ZM159 56V55H158ZM199 56V55H198ZM208 56H206V58H208ZM211 56V55H210ZM107 57V56H106ZM116 57H118V56H116ZM135 57V56H134ZM133 57V58H134ZM200 57V56H199ZM10 58V57H9ZM76 58V59H75ZM79 58V59H80ZM96 58V59H95ZM100 58V59H99ZM105 58V57H104ZM115 58V57H114ZM123 58V57H122ZM125 58V57H124ZM128 58V57H127ZM130 58V60H129V62L132 60V62H133V60L134 61H136V59H131L132 57H129ZM146 59H147V57H145ZM151 58V57H150ZM155 58V57H154ZM205 58V59H206ZM263 58H264V56H263ZM15 59V58H14ZM75 59V60H74ZM102 59H103V57H102ZM106 59V58H105ZM111 59H113V58H111ZM121 59V58H120ZM140 59V58H139ZM155 59H157V61H159L160 62V60H158V58H155ZM204 59V60H205ZM209 59V58H208ZM48 60V59H47ZM117 60V59H116ZM127 60V59H126ZM125 60V61H126ZM143 60H145L144 59V57H143V59H142V65L143 64H145L146 63V61H145V63L143 62ZM199 60V61H198ZM84 60H82V62H83ZM86 61V62H87ZM113 61V60H112ZM123 60H121V62H122ZM128 61V60H127ZM138 61V60H137ZM153 61V60H152ZM156 61V60H155ZM162 61V60H161ZM249 61L251 62H253V63H249ZM85 62V61H84ZM102 62V65H103V61H101ZM101 62H99L100 64H101ZM106 63H108L109 64V62H107V61H105ZM111 62V61H110ZM140 62H141V60H140ZM140 62H139V64H140ZM158 62V63H159ZM261 62V68H263V71L262 70H260V72L262 71V73H264V59H263V61H260ZM4 63V62H3ZM9 63H10V61H9ZM68 63H71V64H73L72 66L71 65H69ZM75 63V64H76ZM80 63H81V60H80ZM79 63V64H80ZM97 62L95 61L94 62V64H96ZM127 63V62H126ZM149 63V62H148ZM154 62H152V64H153ZM203 63H204V61H203ZM259 63V62H258ZM7 64H8V62H7ZM82 64H84V63H82ZM114 64V63H113ZM201 64V63H200ZM71 66V67H69V66ZM78 65V64H77ZM88 65V64H87ZM87 65L86 66H84V68L86 67V68H88L87 67ZM104 65H105V63H104ZM103 65V66H104ZM117 64H115V66H116ZM122 65H126V64H124V62H123V64ZM132 65H133V63H132ZM130 66V70L132 71V73H133V71L135 72V73H137L138 71H135V70H133V69H136L137 70V68L139 67V66H137L136 64V68L134 67L133 68V66ZM142 65H140V66H142ZM146 65V64H145ZM144 65V66H145ZM148 65V64H147ZM150 65V64H149ZM156 65V64H155ZM154 65V66H155ZM161 65V64H160ZM160 65H158V67L157 68H159L160 67ZM247 65V66H248ZM251 65V66H252ZM0 66H1V64H0ZM5 66H7V65H5ZM82 66V65H81ZM108 66V65H107ZM126 66H128V64L126 65ZM126 66H123V68L124 69H126V71H128L127 72V74L130 72L129 71V68L128 67H126ZM162 66V65H161ZM206 66V65H205ZM244 66V68H242ZM255 66V65H254ZM257 66H258V64H257ZM260 66V65H259ZM1 67H3V66H1ZM74 68L73 69H75V65L73 66ZM78 67H80V66H78ZM83 67V66H82ZM90 67V66H89ZM98 67H100V66H98ZM111 67V66H110ZM114 67V66H113ZM113 67H112V69H113ZM126 67V68H125ZM200 67V66H199ZM246 67V68H245ZM256 67V66H255ZM254 67V68H255ZM83 68V69H84ZM90 68H92V66L90 67ZM117 68H119V67H117ZM120 68H122V67H120ZM119 68V69H120ZM122 68V69H123ZM133 68V69H132ZM140 68V67H139ZM139 68H138V70H139ZM144 68H146V67H144ZM150 68H153V66L152 67H150ZM149 68V69H150ZM156 68V69H157ZM161 68V67H160ZM163 68V67H162ZM202 68V67H201ZM207 68V67H206ZM72 68L70 69L71 71L73 70ZM76 69H78L77 67H76ZM79 69H81L80 71L83 73V72H85V71H82V68H79ZM78 69V70H79ZM93 69H95V67L93 68ZM107 69V68H106ZM110 69V68H109ZM121 69V70H122ZM148 69V70H149ZM155 69V70H156ZM166 69V68H165ZM164 69V70H165ZM174 69V68H173ZM258 69H260V68H258ZM86 70V69H85ZM98 70V69H97ZM105 70V69H104ZM140 70H142L143 71V69L142 68H140ZM139 70V71H140ZM147 70V71H148ZM152 70V69H151ZM154 70V71H155ZM162 70V69H161ZM160 69L158 70V73H159V71H161ZM209 70V69H208ZM207 69H206V71H208ZM74 71V70H73ZM72 71V72H73ZM92 71H95V70H92L91 69V72ZM114 71V70H113ZM125 71V70H124ZM125 71V72H126ZM142 71L141 72H138V74L140 73H142ZM172 71H168V73H171ZM259 71V70H258ZM71 72V73H72ZM90 72V71H89ZM102 72V71H101ZM124 72V73H125ZM143 72H145V70L143 71ZM165 72V71H164ZM172 72V73H173ZM203 72H205L204 70H203ZM69 73V72H68ZM71 73H69V74H71ZM92 73H94V72H92ZM113 73H115V71L113 72ZM112 73V74H113ZM132 73H130L132 76L130 77V78H132L133 77V75H135L134 73L132 74ZM156 73V72H155ZM154 73V75H157L158 76V74L156 73L155 74ZM162 73H163V71H162ZM171 73V74H172ZM205 73H207V72H205ZM204 73V74H205ZM248 73V72H247ZM261 73V75L263 76V74ZM8 74V75H7ZM85 74V73H84ZM88 74V73H87ZM109 74V73H108ZM120 74V73H119ZM126 74V75H127ZM139 74V75H140ZM208 74H209V72H208ZM75 75V74H74ZM73 75V76H74ZM79 75V74H78ZM91 75V74H90ZM97 75V74H96ZM129 75V74H128ZM137 75V74H136ZM143 75V74H142ZM153 75V76H154ZM160 75V74H159ZM170 74H168V75H166V76H168V77H171V75L169 76ZM206 75V74H205ZM244 75H246L245 73H244ZM67 76H69V75H67ZM72 76V75H71ZM93 76V75H92ZM112 76V75H111ZM156 76V77H157ZM162 76V75H161ZM165 76V77H166ZM173 76V75H172ZM199 76V75H198ZM211 76V77H212ZM80 77V76H79ZM90 77V76H89ZM135 77V76H134ZM140 77V76H139ZM139 77H135V78H139ZM152 77V76H151ZM155 77V76H154ZM154 77H152V78H154ZM160 77V76H159ZM168 77H166V78H168ZM204 77V76H203ZM210 77V80H212V78ZM3 78H1L0 77V80H2ZM8 78V77H7ZM99 78H101V77H99ZM115 78V77H114ZM134 78V79H135ZM150 78V77H149ZM163 78H164V76H163ZM245 78V77H244ZM263 78H264V76H263ZM58 79V80H59ZM66 79V78H65ZM74 79V78H73ZM72 79V80H73ZM199 79V78H198ZM205 79V78H204ZM261 79H262V77H261ZM159 80H160V78H159ZM201 80H203V79H201ZM210 80L208 81V82H210ZM212 80V81H213ZM262 80H264V79H262ZM60 81V80H59ZM65 81V80H64ZM67 81V80H66ZM101 81V80H100ZM154 81V80H153ZM153 81H151V83L153 82ZM157 81V80H156ZM155 81V82H156ZM161 81V80H160ZM198 81V80H197ZM204 81V80H203ZM202 81V85L203 84H206V82H203ZM5 82H8V83H10V84H8L9 85V87H6V86H8V85H6V84H4ZM61 82V81H60ZM95 82H97V81H95ZM104 82V81H103ZM110 82V81H109ZM117 82V81H116ZM207 82V83H208ZM231 82H230V84H231ZM68 83H69V81H68ZM85 83V82H84ZM107 84H108V82H106ZM150 83V84H151ZM210 83H212V82H210ZM226 83V82H225ZM229 83V82H228ZM233 83H232V85H233ZM15 84V85H14ZM70 84V83H69ZM90 84V83H89ZM104 84V83H103ZM117 84V83H116ZM115 84V85H116ZM154 85H155V83H153ZM156 84H158V83H156ZM57 85V84H56ZM63 85V84H62ZM72 85V84H71ZM110 85V84H109ZM146 85H148V82L146 81ZM145 85V86H146ZM163 85V84H162ZM179 85V84H178ZM177 85V86H178ZM202 85L201 86H199V87H202ZM208 85L209 84H207V85H204L202 88H204V89H201V88H198V89H201V90H205L206 92H208L207 90H209V89H207L208 88ZM243 85V86H244ZM261 85V84H260ZM84 86V85H83ZM88 86V85H87ZM99 86V85H98ZM108 86V85H107ZM150 86V85H149ZM149 86H146V87H142V92H145L144 94H146V95H144V96H146L147 98H148V96L147 95H149L150 96V94H152V92H151V88L149 87ZM156 86V85H155ZM180 86V85H179ZM210 86H212V84H210ZM209 86V87H210ZM225 86V85H224ZM234 86H236V85H234ZM251 86V85H250ZM60 87V86H59ZM63 87V86H62ZM61 87V88H62ZM109 87V86H108ZM205 87H207V88H205ZM216 87H215V89L214 90H216ZM233 87V86H232ZM240 87V86H239ZM248 87V86H247ZM262 87H264V86H262ZM61 88H60V90H61ZM90 88V87H89ZM158 88H160V84H159V87ZM166 88V87H165ZM171 88V89H170ZM229 88V87H228ZM243 88H245V87H243ZM254 88V87H253ZM257 88V87H256ZM53 89V90H52ZM66 89V88H65ZM84 88H82V90H83ZM111 88H109V90H110ZM161 89V88H160ZM159 89V90H160ZM163 89V88H162ZM167 89V88H166ZM218 89V88H217ZM224 89V88H223ZM231 89V88H230ZM255 89V88H254ZM138 90V89H137ZM165 90V89H164ZM228 90V89H227ZM233 90V89H232ZM232 90H231V92H230V94L232 93ZM234 90H237L236 88L234 89ZM242 90V89H241ZM249 90H251V89H249ZM263 90V92H261V93H263L264 94V89H262ZM49 91V92H50ZM58 91H59V88H58ZM57 91V92H58ZM98 91V90H97ZM166 91V90H165ZM171 91V92H172ZM202 91V92H203ZM210 91H212L213 93H211V92H209L210 94H215V92L216 91H213V90H211L210 89ZM238 91H240V88H239V90ZM252 91V90H251ZM258 91H260V89L258 90ZM47 92V91H46ZM48 92V93H49ZM79 92V91H78ZM107 92H108V89H107ZM112 92V91H111ZM141 92V93H142ZM201 92V91H200ZM223 92H226V91H223ZM236 93H237V91H235ZM60 93V92H59ZM90 93V92H89ZM101 93V92H100ZM234 93V92H233ZM239 93V92H238ZM238 93H237V95H238ZM137 94H139V93H137ZM160 94V93H159ZM209 94V95H210ZM217 94H218V91H217ZM219 94H225V93H219ZM226 94L228 95L229 93H227L226 92ZM241 95H242V93H240ZM240 94H239V96H240ZM259 94H260V92H259ZM51 95V96H50ZM64 95V94H63ZM90 95V94H89ZM100 95H102V94H100ZM109 95V94H108ZM112 95V94H111ZM234 95H235V93H234ZM244 95V94H243ZM50 96V97H49ZM56 96H58V94L56 95ZM110 96V95H109ZM117 96V95H116ZM139 96V95H138ZM140 96H142V95H140ZM152 96H153V94H152ZM155 96V95H154ZM153 96V97H154ZM213 96V95H212ZM217 96V95H216ZM221 96V95H220ZM53 97H54V94H53ZM69 97V96H68ZM73 97H74V95H73ZM72 97V98H73ZM76 97V96H75ZM78 97V99H81V98H83L82 96H81V98H80V96H77ZM90 97V96H89ZM151 97V96H150ZM152 97V98H153ZM214 97V96H213ZM218 97H219V95H218ZM223 97H225V96H223ZM231 97V96H230ZM230 97H228V98H230ZM238 97V96H237ZM236 97V98H237ZM59 98V97H58ZM70 98V97H69ZM86 98V97H85ZM84 98V99H85ZM99 98H101V97H99ZM108 99H110L109 97H107ZM141 98V97H140ZM143 98V97H142ZM141 98V99H142ZM151 98V100H154L155 101V99H152ZM155 98H157L156 96H155ZM226 98V97H225ZM239 98H241V97H239ZM239 98H238V100H239ZM251 98V97H250ZM52 99V100H51ZM84 99H83V101H82V105L80 104V102H79V104H80V106H83L84 105ZM94 99H96L97 100V98L96 97H93V100ZM114 99L115 100H117L115 97H114ZM177 99H180V100H177ZM197 99V100H198ZM235 99V98H234ZM62 100V99H61ZM64 100V99H63ZM87 100H89V102H90V100H92L91 98H89L88 99V97H87ZM93 100H92V102H93ZM150 100V101H151ZM215 100V99H214ZM217 100V99H216ZM212 101V103L214 102H217V101ZM64 101H66V99L64 100ZM95 101V100H94ZM119 101V100H118ZM141 101V100H140ZM149 101V100H148ZM175 101V102H176ZM192 101V102H191ZM204 100H200V101H198V102H203ZM209 101V100H208ZM224 101H226L225 99H224ZM41 102V103H40ZM88 102V103H89ZM92 102H90V104L92 103ZM122 102V101H121ZM155 102H157V101H155ZM39 103V104H38ZM57 103V104H56ZM60 103H62V101L60 102ZM76 103V104H75ZM86 103V102H85ZM94 103V102H93ZM114 103V102H113ZM139 103V102H138ZM141 103H143V101H141L139 104H141ZM152 103V102H151ZM177 103V102H176ZM206 103V102H205ZM218 103V102H217ZM217 103H216V105H217ZM219 103V104H220ZM226 103H227V101H226ZM43 106H42V105ZM87 104V103H86ZM95 104V103H94ZM121 104V103H120ZM144 104H146V105H150L151 106V104L150 103H143V105ZM155 104V103H154ZM160 104V103H159ZM196 104H198L197 102H196ZM203 104H204V102H203ZM36 105H41L42 106V109L40 108V107H37ZM65 105V104H64ZM67 105V104H66ZM119 105V104H118ZM122 105H124L123 103L121 104V106ZM142 105V104H141ZM210 105V104H209ZM46 107L45 109L43 108V107ZM59 106V105H58ZM76 106H78V104L76 105ZM80 106H79V108H80ZM139 106L140 105H138V108H139ZM156 106V104L154 105V107ZM161 106V105H160ZM173 106H174V104H173ZM221 106V105H220ZM59 107V108H60ZM124 107V106H123ZM122 107V108H123ZM146 106H144V107H140L139 109H140V112H141V114L145 117V120H147L146 119V116L148 115V111L147 110H149V108L147 107V109L145 108ZM153 107V106H152ZM151 107V108H152ZM153 107V108H154ZM163 107V106H162ZM185 107H187V106H185ZM121 108V109H122ZM150 108V109H151ZM233 108V107H232ZM231 108V109H232ZM138 109V110H139ZM158 109V108H157ZM219 109V110H218ZM233 109H235V108H233ZM233 109L231 110V112L233 113ZM247 109V108H246ZM5 110V109H4ZM135 110V109H134ZM161 110V109H160ZM159 110V111H160ZM169 110V111H168ZM221 110V111H220ZM239 110H240V108H239ZM242 110V112H243V109H241ZM241 110H240V112H241ZM245 110V109H244ZM135 111H137V109L135 110ZM150 111V110H149ZM154 111V110H153ZM167 111V113L168 112H170L171 110L170 109H167L166 110ZM235 111V110H234ZM238 111V110H237ZM5 112V113H6ZM18 112H21V115H22V119H24L23 121H21L19 118H16V120H19V121H16L15 120V118H14V120H13V116L14 115H16V116H18L19 117V115H18ZM69 112H71L70 114H69ZM132 112H134V111H132ZM239 112V111H238ZM238 112H236V114H237V116L239 115L238 114ZM246 112H248V111H246ZM245 112V113H246ZM67 113L69 114L68 116H67ZM84 113V112H83ZM137 113V112H136ZM139 113V112H138ZM153 113H155V112H153ZM244 113V114H245ZM12 114H14V115H12ZM75 114V115H76ZM226 114H228V116H226ZM235 114V115H236ZM247 114V113H246ZM245 114V115H246ZM249 114H251L250 112H249ZM254 114H255V112H254ZM257 114V117H258V113H256ZM7 115V114H6ZM75 115H73V116H75ZM78 115V114H77ZM79 115H80V113H79ZM112 115V114H111ZM121 115H122V113H121ZM140 115V114H139ZM146 115V116H145ZM150 115H151V113H150ZM149 115V116H150ZM153 115V114H152ZM163 115H165V114H163ZM175 115H176V117H175ZM209 115V114H208ZM211 115V116H212ZM234 114H232V116L229 118V121L231 122V120L230 119H232V117L233 116H235ZM241 115V114H240ZM239 115V116H240ZM16 116H14V117H16ZM80 116H82V115H80ZM156 116V115H155ZM170 116V115H169ZM179 116V118L178 119H180L181 117ZM213 116H212V118H213ZM216 116V115H215ZM214 116V117H215ZM237 116H236V118H237ZM252 116H254V115H252L251 114V116H250V118L252 117ZM84 117V116H83ZM121 117V116H120ZM140 117H141V120L143 119L142 118V116L140 115ZM151 117V116H150ZM154 116H152V118H153ZM162 117V116H161ZM167 117H168V115H167ZM166 117V118H167ZM170 117H172V116H170ZM216 117H218V116H216ZM222 117V118H223ZM245 117V116H244ZM82 118V117H81ZM116 118V117H115ZM148 118V117H147ZM151 118V119H152ZM221 118V117H220ZM239 118V117H238ZM237 118V121H239L240 122V120ZM247 118V117H246ZM30 119H32L31 120V123L29 124V122H30ZM85 119H87V118H84L83 120H85ZM117 119V118H116ZM121 119V118H120ZM154 119V118H153ZM162 119V118H161ZM167 119H169V118H167ZM182 119V118H181ZM218 119H219V117H218ZM226 119H228V118H226ZM144 120V119H143ZM165 120V119H164ZM174 120L172 121V123L171 124H174L173 122H174ZM203 120H204V122L205 121H208L207 122V124L205 125L204 123H203ZM212 120V119H211ZM216 120V119H215ZM214 120V121H215ZM221 120V119H220ZM225 120V119H224ZM233 120L236 122V119H234V117H233ZM256 120V119H255ZM260 120V119H259ZM0 121H1V117H0ZM29 121V122H28ZM90 121V120H89ZM123 121H125V120H123ZM149 121H150V119H149ZM152 121V120H151ZM169 121V120H168ZM219 121V120H218ZM222 121V120H221ZM227 122V120H225L222 124H224V123H230V122ZM243 121V120H242ZM127 122V121H126ZM213 122V121H212ZM211 122V123H212ZM235 122H233V123H235ZM262 122V121H261ZM38 123H36V125L38 126L39 124ZM88 123V122H87ZM169 123V124H170ZM255 123V122H254ZM3 124V125H4ZM55 126H54V125ZM68 125H69V123H67ZM71 124V123H70ZM74 124V123H73ZM213 124V123H212ZM221 124V123H220ZM31 125V126H30ZM166 125V124H165ZM210 125V124H209ZM230 125H231V123H230ZM234 125V124H233ZM233 125H231V126H233ZM34 126V125H33ZM41 126V125H40ZM65 126V125H64ZM73 126V128H75L74 127V125H72ZM83 126V125H82ZM86 126V125H85ZM88 126V125H87ZM90 126V125H89ZM168 126V125H167ZM211 126V125H210ZM237 126V125H236ZM236 126L235 127H233V128H235L236 129ZM246 126V125H245ZM252 126H254V124L252 125ZM257 126V125H256ZM263 126V125H262ZM0 127H1V125H0ZM70 127H71V125H70ZM69 126H68V128H70ZM165 127V126H164ZM218 127V126H217ZM228 127V126H227ZM65 128V127H64ZM64 128H62V130H64ZM88 128V127H87ZM166 128V127H165ZM232 128V127H231ZM232 128V129H233ZM248 128V127H247ZM254 128H255V126H254ZM261 128H263V127H261ZM260 128V129H261ZM5 129V128H4ZM65 129H67V127L65 128ZM83 129V128H82ZM88 129H91V128H88ZM146 129V128H145ZM144 128H140V129H138V131H136L135 130V132H138V133H136V134H138V136H142L143 137V139H145L144 137H149V135H148V131L147 130H145ZM220 129V128H219ZM239 129H241V128H239ZM259 129V131H261ZM51 130V131H50ZM76 130V128L74 129V130H72V131H75ZM209 130V131H208ZM226 130H228V129H226ZM256 130V129H255ZM257 130H258V127H257ZM264 130V129H263ZM5 131V130H4ZM36 131H37V128H36ZM41 131V130H40ZM42 131H44V130H42ZM41 131V132H42ZM153 131V130H152ZM215 131V130H214ZM219 132L220 131H222V129L221 130H218ZM218 131L216 130V133H218ZM237 131V130H236ZM235 131V132H236ZM57 132H59V133H57ZM63 132V131H62ZM62 132L60 133V134H62ZM65 132H67V133H65L67 136H66V138H68V137H70V136H68L69 134H70V132L71 131H69V134H68V131L66 130ZM77 132L78 133H82V132H79L78 131V129H77ZM133 132V131H132ZM151 132V131H150ZM212 132V131H211ZM234 132V133H235ZM252 132V131H251ZM1 133V132H0ZM10 133V132H9ZM64 133V132H63ZM72 133V132H71ZM75 133H76V131H75ZM99 133V132H98ZM134 133V132H133ZM238 133V132H237ZM253 133V132H252ZM260 133V132H259ZM47 134H48V132H47ZM64 134V135H65ZM88 134V133H87ZM102 134V133H101ZM151 134H153V135H156V136H154V137H156L155 138V141L157 142V143H159L160 142V140H162L161 139V134L163 135V133H158V134H155V131H154V133H150V135ZM219 134V133H218ZM227 134V133H226ZM249 134H250V132H249ZM249 134H247V135H249ZM262 134V133H261ZM1 135H2V133H1ZM11 135V134H10ZM53 135V134H52ZM71 135V134H70ZM74 135V134H73ZM78 135H81V134H78ZM77 135V136H78ZM165 135V134H164ZM163 135V136H164ZM209 135V134H208ZM211 135H214V134H210L209 136L211 137ZM221 135H222V133H221ZM233 135V134H232ZM243 135V134H242ZM247 135L245 136L246 137V139H247ZM252 134H250V137L251 138H253V136H251ZM254 135H255V133H254ZM264 135V134H263ZM4 136V135H3ZM9 136V135H8ZM44 136V135H43ZM42 136V137H43ZM47 136V135H46ZM63 136V135H62ZM76 136V135H75ZM85 136V135H84ZM91 136V135H90ZM93 136H95V135H93ZM162 136V137H163ZM217 136V135H216ZM229 136V135H228ZM227 136V137H228ZM234 136V135H233ZM244 136V135H243ZM259 136H260V134H259ZM26 137H27V134H26ZM61 136H59V138H60ZM105 137V136H104ZM210 137H208V138H210ZM212 137H214V136H212ZM218 137V136H217ZM224 137V136H223ZM255 137H256V135H255ZM261 137H263V136H261ZM260 137V138H261ZM1 138V137H0ZM39 138V137H38ZM96 138V137H95ZM98 138H99V136H98ZM153 138V137H152ZM240 138V137H239ZM259 138V137H258ZM259 138V139H260ZM19 139V138H18ZM17 139V140H18ZM22 139V140H23ZM49 139V138H48ZM64 139H65V137H64ZM71 139V138H70ZM105 139V138H104ZM220 139V138H219ZM224 139V138H223ZM235 139V138H234ZM238 139V138H237ZM14 140V139H13ZM38 140V139H37ZM40 140V139H39ZM45 140H47V139H45ZM50 140V139H49ZM52 140V139H51ZM73 140H75V137H74V139L72 138V141ZM78 140H79V136H78ZM163 140V141H164ZM217 140V139H216ZM221 140V139H220ZM229 140H230V138H229ZM228 140V141H229ZM240 140H241V138H240ZM1 141H4V140H1ZM6 141V140H5ZM20 141H21V139H20ZM71 141V142H72ZM89 141V140H88ZM141 141H143L142 139H141ZM145 141H146V139H145ZM152 141L155 143V141H154V139H152ZM231 141V140H230ZM236 141V140H235ZM238 141V140H237ZM236 141V142H237ZM242 141V140H241ZM259 141H261V139L259 140ZM39 142H41V141H38L37 143H39ZM55 142V141H54ZM75 142V141H74ZM76 142H77V140H76ZM144 142V141H143ZM142 142V143H143ZM147 142V141H146ZM212 142H215L214 141V139H212ZM221 142V141H220ZM234 142V141H233ZM15 143V142H14ZM24 143V142H23ZM42 144L44 143V144H46L45 143V141L44 142H41ZM70 143V142H69ZM78 143H80L79 141H78ZM97 143V142H96ZM150 143V142H149ZM157 143H155V145H157V146H159ZM247 143V142H246ZM3 144V143H2ZM21 144V143H20ZM67 144V143H66ZM82 144V143H81ZM140 144H141V142H140ZM139 144V145H140ZM160 144V143H159ZM210 144V145H209ZM235 144V143H234ZM47 145V144H46ZM46 145H44V146H46ZM70 145V144H69ZM79 145V144H78ZM151 145V144H150ZM164 145H165V147H164ZM217 145V144H216ZM233 145V144H232ZM237 145V144H236ZM239 145V144H238ZM246 145V144H245ZM2 146V145H1ZM82 146V145H81ZM89 146V145H88ZM142 146H144V143H143V145ZM141 146V147H142ZM148 146V145H147ZM152 146H154V145H152ZM159 146V147H160ZM214 146H215V144H214ZM235 146V145H234ZM247 146V145H246ZM42 148H40L41 150L43 149V146H41ZM47 148H48V146H46ZM137 147V146H136ZM145 147V146H144ZM149 147V146H148ZM220 147V146H219ZM232 147V146H231ZM25 148V149H26ZM50 148V147H49ZM88 148V147H87ZM87 148L86 149H82L83 151H87ZM93 148V147H92ZM245 148V147H244ZM45 149V148H44ZM138 149V148H137ZM146 149V148H145ZM240 149V148H239ZM246 149V148H245ZM48 150V149H47ZM88 150H90V148L88 149ZM133 150V152H132V154H131V156H132V158H131V160L132 161H130V159L128 158V159H126V160H129V161H124L123 163H122V166L124 167V170H126V174H128V175H133V174H135V172L137 173V172H140L141 171V169H140V171H138L137 169L139 168L138 166V168L136 167V165H135V163L137 164V163H139L138 161L140 160V159H142V158H144L145 156L142 154V152H139V151H141V149L138 151V150H136L135 149V151H134V149H132ZM148 150V149H147ZM234 150V149H233ZM232 150V151H233ZM247 150V149H246ZM9 151V150H8ZM77 151V150H76ZM83 151H82V153L81 154H83ZM93 151V150H92ZM146 151V150H145ZM160 151V152H161ZM209 151V150H208ZM208 151H207V153H208ZM243 151V150H242ZM245 151V150H244ZM256 151V150H255ZM23 152V151H22ZM43 152V151H42ZM41 152V153H42ZM88 152V151H87ZM86 152V153H87ZM147 152V151H146ZM145 152V153H146ZM152 152V151H151ZM161 152V153H162ZM202 152V153H201ZM247 152V151H246ZM245 152V153H246ZM250 152V151H249ZM90 153V152H89ZM94 153V152H93ZM105 153V152H104ZM150 153V152H149ZM154 153V152H153ZM162 153V154H163ZM201 153V154H200ZM207 153L205 154V157H206V155H207ZM211 153V152H210ZM213 153V152H212ZM36 154V153H35ZM80 154V153H79ZM96 154V153H95ZM152 154V153H151ZM218 153L216 152V155H214V153H213V155H210L211 157L212 156H218L217 155ZM27 155V154H26ZM37 155V154H36ZM41 155V154H40ZM93 155V154H92ZM108 155V154H107ZM117 155V154H116ZM130 155V154H129ZM150 155V154H149ZM204 155V154H203ZM244 155V154H243ZM251 155V154H250ZM254 155V154H253ZM47 156V155H46ZM95 155H93L92 157H94ZM97 156H99V155H97ZM124 156V155H123ZM122 156V157H123ZM148 156V155H147ZM151 156V155H150ZM161 156H163V155H161ZM207 156H209V153H208V155ZM209 156V157H210ZM6 157V156H5ZM37 157V156H36ZM39 157V156H38ZM42 157V156H41ZM81 157V156H80ZM90 157H91V154H90ZM96 157V156H95ZM102 157V156H101ZM104 157H105V155H104ZM116 157V156H115ZM118 157V156H117ZM121 157V158H122ZM220 157V156H219ZM222 157H224V156H222ZM222 157H220V158H222ZM252 157V156H251ZM21 158V157H20ZM35 158V157H34ZM119 158V157H118ZM203 158V157H202ZM207 158V157H206ZM262 158V157H261ZM38 159V158H37ZM40 159V158H39ZM43 159V158H42ZM102 159V158H101ZM117 159V158H116ZM123 159V158H122ZM158 159V158H157ZM161 159V157H160V155H159V160ZM211 159V158H210ZM223 159V158H222ZM248 159V158H247ZM246 159V160H247ZM249 159H251V158H249ZM249 159H248V161H249ZM97 160V159H96ZM120 160V159H119ZM123 160H125V159H123ZM144 160H145V158H144ZM149 160V159H148ZM202 160H204V159H202ZM212 160H214V159H212ZM226 160V159H225ZM252 160H253V157H252ZM257 160V159H256ZM263 160V159H262ZM15 161V160H14ZM134 161H136L135 163H134ZM162 161V160H161ZM173 161H171L170 163H172ZM208 161H209V159H208ZM248 161H244V164H246V162L247 163H249ZM261 161V160H260ZM117 162H118V159H117ZM142 162V161H141ZM156 162H157V160H156ZM216 162V161H215ZM242 162V161H241ZM253 162H255V161H253ZM253 162H251V163H253ZM262 162V161H261ZM6 163V162H5ZM42 163V162H41ZM163 163V162H162ZM162 163H160V164H162ZM165 163V162H164ZM168 163V162H167ZM174 163V162H173ZM217 163V162H216ZM216 163L214 164L215 166H217L216 165ZM250 163V164H251ZM1 164V163H0ZM50 164H51V162H50ZM49 164V165H50ZM142 164H143V162H142ZM169 164V163H168ZM212 164H213V162H212ZM219 164V163H218ZM256 164V163H255ZM259 164H260V162H259ZM258 163H257V165H259ZM9 165V164H8ZM15 165V164H14ZM162 165H164V164H162ZM221 165V164H220ZM155 166H157L156 164H155ZM166 166V165H165ZM211 166V165H210ZM222 166H223V163H222ZM224 166H225V163H224ZM53 167V166H52ZM51 167V168H52ZM122 167V168H123ZM142 167V166H141ZM174 167V166H173ZM197 167H199V166H197ZM206 167H208V166H206ZM213 167V166H212ZM212 167H211V169H212ZM226 167V166H225ZM249 167V165H247V168ZM252 167V166H251ZM12 168V167H11ZM15 168V167H14ZM120 168H121V166H120ZM121 168V169H122ZM175 168V167H174ZM201 168V169H200ZM204 168V167H203ZM210 168V167H209ZM214 169H215V167H213ZM217 168V170L216 171H219L220 172V170H218V168H220V167H216ZM240 168V167H239ZM246 168V169H247ZM252 168H254V167H252ZM252 168H251V170H252ZM4 169H5V167H4ZM199 169L200 170H202V167L200 166L199 167ZM213 169V170H214ZM260 169V168H259ZM6 170V169H5ZM53 170V169H52ZM148 170V169H147ZM196 170H198V169H196ZM210 170V169H209ZM222 170V169H221ZM243 170V169H242ZM3 171V170H2ZM204 171V170H203ZM207 171V170H206ZM256 171H258V170H256ZM261 172H264V171H262V169L260 170ZM10 172V171H9ZM142 172H143V170H142ZM173 172V171H172ZM17 173V172H16ZM56 173V172H55ZM196 173H197V171H196ZM198 173H202V172H200L199 170H198ZM258 173V172H257ZM7 174V173H6ZM9 174V173H8ZM12 174V173H11ZM22 174V173H21ZM148 174V173H147ZM219 174V173H218ZM246 174V173H245ZM262 174V173H261ZM2 175V174H1ZM18 175V174H17ZM20 175V174H19ZM127 175V176H128ZM142 175V174H141ZM206 174H204V176H205ZM209 175V174H208ZM207 175V176H208ZM210 175H211V173H210ZM214 175H216V174H214ZM237 175V174H236ZM146 176V175H145ZM186 176V177H185ZM203 176V175H202ZM217 176V175H216ZM260 176V175H259ZM264 176V175H263ZM15 177V176H14ZM138 177V176H137ZM188 177V178H187ZM192 177H193V179H192ZM192 177H191V179L193 180V183L195 182L194 181V176L192 175ZM198 176L196 175V177H195V180H196V178H197ZM3 178V177H2ZM126 179H127V177H125ZM132 178V177H131ZM174 178V177H173ZM189 179V180H186V179ZM199 178V177H198ZM203 178H206V177H203ZM237 178H238V176H237ZM10 179V178H9ZM8 179V180H9ZM139 179V178H138ZM143 179H144V177H143ZM142 178H141V180H143ZM210 178H208V180H209ZM212 179V178H211ZM210 179V180H211ZM229 179V178H228ZM240 181L242 180L243 181V178L241 179V178H238ZM245 179V178H244ZM6 180V179H5ZM129 180V179H128ZM186 180V181H185ZM201 181H202V179H200ZM207 180V179H206ZM208 180L207 181H205V184H207V185H209L208 184ZM215 182H216V180L215 179H213ZM237 180V179H236ZM238 180V182H240ZM249 180V179H248ZM248 180H247V178L245 179V181L246 182H248ZM4 181V180H3ZM10 181V180H9ZM16 181H18V180H16ZM191 181V180H190ZM189 181V182H190ZM198 181V180H197ZM218 181H219V179H218ZM224 181V180H223ZM242 181H241V183H242ZM14 182V181H13ZM19 182V181H18ZM130 182V181H129ZM132 182V181H131ZM207 182V183H206ZM213 182V181H212ZM233 182V181H232ZM132 183H134V179H133V182ZM198 183H200V182H198ZM236 183H237V181H236ZM189 184V183H188ZM187 184V185H188ZM195 184V183H194ZM194 184H192V181L190 182V188L191 187H194L193 185ZM201 184V183H200ZM199 184V185H200ZM247 184V183H246ZM16 185H18L17 183H16ZM131 185V184H130ZM192 185V186H191ZM211 185V184H210ZM225 185V184H224ZM235 185V184H234ZM233 185V186H234ZM241 185V184H240ZM177 186V185H176ZM175 186V187H176ZM196 186V185H195ZM203 186H204V184H203ZM237 186H239L238 185V183H237ZM236 186V187H237ZM243 186V185H242ZM93 187V186H92ZM197 187V186H196ZM207 187V186H206ZM210 187V186H209ZM216 187V186H215ZM214 187V188H215ZM143 188V187H142ZM141 188V189H142ZM177 188H182V187H177ZM176 188V189H177ZM186 188H187V186H186ZM214 188H212L213 190H214ZM238 188H241V190L243 189L241 186L240 187H238ZM17 189L20 191V189H21V191L23 192V190H24V192L26 191V187H25V185L24 184H19L18 186H17ZM183 189V188H182ZM185 189V188H184ZM183 189V190H184ZM189 189V188H188ZM193 189V188H192ZM192 189H190V190H192ZM212 189L210 188V192H213L212 191ZM230 188L228 187V190H229ZM183 190L181 191V192H183ZM187 189H185V191H186ZM196 190H197V188H196ZM225 190H227V189H225ZM235 190V189H234ZM233 190V191H234ZM238 190H240V189H238ZM128 191V190H127ZM130 191V190H129ZM177 191V190H176ZM187 191H189V190H187ZM243 191V190H242ZM29 192V191H28ZM179 192V191H178ZM191 192V191H190ZM189 192V193H190ZM194 192V191H193ZM205 192V191H204ZM210 192L208 193V194H210ZM216 192H217V190H216ZM215 191L213 192V193H215V194H217ZM144 193V192H143ZM192 193V192H191ZM213 193H212V195H213ZM26 194V193H25ZM187 194V193H186ZM204 194V193H203ZM205 194H207V193H205ZM214 194V195H215ZM26 195H28V193L26 194ZM142 195V194H141ZM184 195V194H183ZM187 195H189V194H187ZM192 195V194H191ZM211 195V194H210ZM213 195V197L215 198V196ZM217 195H219V194H217ZM104 196V195H103ZM151 196V195H150ZM206 196V195H205ZM204 196V197H205ZM208 196V198L210 197L209 195H207ZM207 196H206V198H207ZM184 197V196H183ZM212 197V198H213ZM130 198V197H129ZM139 198H140V195H139ZM154 200H155V198L154 197H152ZM211 198V197H210ZM209 198V199H210ZM216 198H218V197H216ZM220 198V197H219ZM131 199V198H130ZM151 199V198H150ZM202 199V198H201ZM205 199V198H204ZM208 199V201H210ZM77 200V199H76ZM132 200V199H131ZM134 200V199H133ZM187 200V199H186ZM213 201H215L214 199H212ZM218 200V199H217ZM40 201V200H39ZM137 201V200H136ZM205 202L207 201V199L206 200H204ZM207 201V202H208ZM213 201H211V203H213ZM37 202H38V200H37ZM36 202V203H37ZM155 201H153V203H154ZM179 202V201H178ZM181 202H182V200H181ZM199 202H201V201H199ZM206 202V203H207ZM40 203V202H39ZM137 203V202H136ZM186 203V202H185ZM192 203V202H191ZM209 204H210V202H208ZM141 204H142V202H141ZM181 204H183V202L181 203ZM198 204V203H197ZM190 205V204H189ZM193 205V204H192ZM191 206V205H190ZM134 207V206H133ZM228 207V206H227ZM230 208V207H229ZM232 208H233V206H232ZM238 208V207H237ZM241 209H243L242 208V206L240 207ZM137 209V208H136ZM227 209V208H226ZM247 209V208H246ZM120 210H122L121 208H120ZM184 210H186V209H184ZM43 211V210H42ZM238 211V216H237V219H236V216H235V219H233V220H235V222H233V220L231 219V221H229V217H228V223H230V225H232L231 227H233L234 229H235V232L236 233H239V235L240 236H242L243 235V232H245V230H246V232L245 233H248L247 232V230H248V227H249V225H251V224H254V219H253V217L251 216V215H253V214H249V215H247V213H245L246 214V218H248V217H252V220H253V222H251V220H250V222L248 221H246V219H244V215H242V214H240V213H243V211L242 212H239L240 210H237ZM186 212V211H185ZM184 212V213H185ZM183 213V212H182ZM227 213V212H226ZM228 213H230V212H228ZM252 213V212H251ZM43 214V213H42ZM137 214V213H136ZM193 214V213H192ZM233 214V213H232ZM231 214V215H232ZM235 214V213H234ZM237 214V213H236ZM235 214V215H236ZM244 214V213H243ZM131 215V214H130ZM182 215H186V214H182ZM181 215V217H179L180 219L183 217ZM189 215V214H188ZM191 215V214H190ZM230 214H229V216H231ZM131 216H133V215H131ZM130 216V217H131ZM234 216V215H233ZM248 216V217H247ZM35 217V216H34ZM136 217V216H135ZM187 218V217H186ZM191 218H192V216H191ZM190 218V220H192ZM231 218V217H230ZM35 220V219H34ZM197 220V219H196ZM129 221H131V220H129ZM178 221H180V220H178ZM182 221V220H181ZM256 221V220H255ZM132 222H133V219H132ZM192 223H193V221H191ZM233 222V223H232ZM196 223V222H195ZM250 223V224H249ZM255 223H258V221H256ZM130 224V223H129ZM194 224V223H193ZM198 224V223H197ZM259 224V223H258ZM258 224H256L255 226L254 225H251V226H253L256 230H252V229H254V228H252L251 226H250V228H252V229H250L249 228V230L248 231H250V230H252L251 232L252 233H250V234H253V237L255 238V240H257L256 241V243L254 244V245H256V248L257 249H253V247H254V245H252L253 247H252V249L254 250L253 252H246V250H244L243 252H242V258L241 259H243V264H264V229H262L260 226H263V224L261 225V223H260V225H258ZM200 225V224H199ZM228 225V224H227ZM226 225V226H227ZM230 225H229V227H230ZM257 225L259 226V228L260 229H257ZM225 226V227H226ZM248 226V227H247ZM228 227V226H227ZM226 227V228H227ZM230 227V228H231ZM195 228V230L197 229L196 227H194ZM203 228V227H202ZM202 228H200L201 230V232H202ZM207 228V227H206ZM225 228V229H226ZM233 228H231V230L233 231ZM188 229V228H187ZM186 229V230H187ZM207 229H209V227L207 228ZM206 229V230H207ZM222 229V228H221ZM224 229V228H223ZM221 230L220 232L222 233V235H224V233H223V231L225 230ZM181 230H184L183 232H185V229H181ZM194 230V229H193ZM193 230L192 229H189V231H192L193 232ZM205 230V231H206ZM219 230V229H218ZM217 230V231H218ZM230 229H228V232H226L227 234H225V235H229V234H231L230 233V231H231ZM199 231V230H198ZM204 231V230H203ZM208 231V230H207ZM225 231H227V229L225 230ZM224 231V232H225ZM182 231H180V233H181ZM182 232V233H183ZM187 233H188V231H186ZM186 232H185V234H186ZM196 232H197V230H196ZM214 232H216V230L214 231ZM220 232H219V234H220ZM234 231H233V234L235 233ZM204 233V232H203ZM209 233H212L211 231L209 232ZM208 233V234H209ZM235 233V234H236ZM189 234L191 235V236H193V234L194 233H191V232H189ZM188 234V235H189ZM198 234V233H197ZM196 233L194 234L195 236L197 235ZM202 234V233H201ZM201 234L199 233V237L201 236ZM213 234V233H212ZM219 234H217L216 233V236L218 235V236H220ZM207 234L205 233V236H206ZM210 235V234H209ZM208 235V236H209ZM237 235V234H236ZM232 236L233 238L234 237H237V236ZM246 235L247 234H245L244 236L246 237ZM204 236V235H203ZM205 236H204V238L201 236L200 238H203V239H205ZM211 236V235H210ZM249 236V235H248ZM213 237H215L214 236V234H213ZM222 237H224V236H221V238ZM252 237V236H251ZM191 238H193V237H191ZM247 238H250V236L249 237H246L245 238V240L247 239ZM193 239H196V241H198V239H197V236H196V238L194 237ZM192 239V240H193ZM202 239V240H203ZM206 239H207V236H206ZM208 239H209V237H208ZM207 239V240H208ZM224 238H222V240H223ZM230 239V241L229 242H231L232 240H231V237L229 238ZM237 238H235V240H236ZM205 241V242H202L201 244H205L204 246H206V245H208L207 243L209 242V240L208 241ZM215 240H217V238H215ZM234 240V239H233ZM241 240V239H240ZM254 240V241H255ZM195 240L193 241V242H195V243H197ZM199 241H201L200 239H199ZM199 241H198V245L200 244L199 243ZM224 241H227V240H224ZM253 241V240H252ZM251 240H250V242H252ZM253 241V242H254ZM207 242V243H206ZM211 242H212V240H211ZM211 242H209V243H211ZM217 242V241H216ZM235 242H237V241H235ZM243 242H247V241H243ZM242 242V243H243ZM249 242V241H248ZM227 245L228 244H232L233 243V241H232V243H228V242H225ZM240 243V242H239ZM241 243V244H242ZM184 244V243H183ZM182 244V246L180 245V246H178L177 244V247L178 248H174V249H176L175 251H174V249H173V251H172V247H175V246H172L171 247V250L170 251H172L173 253H175L176 254V252H179L178 250H180L181 252L183 251V252H186V253H191L190 252V250L193 248V247H190V245L188 244L187 245V242L185 243V245H183ZM212 244H214V241L212 242ZM212 244H209V245H212ZM218 244V243H217ZM237 244V243H236ZM244 244V243H243ZM248 244V243H247ZM246 244V245H247ZM196 245L197 246V248L199 247V246H201V245ZM208 245V246H209ZM233 245H235V244H233ZM193 246V245H192ZM204 246L201 248V251H203L202 249H204ZM213 246V245H212ZM216 246V245H215ZM225 246V245H224ZM229 246V245H228ZM232 246V245H231ZM247 246H250V245H247ZM124 247V246H123ZM230 247V246H229ZM125 248H127V247H125ZM191 248V249H190ZM213 248L215 249L216 247H214L213 246ZM248 248V247H247ZM129 249V248H128ZM246 249V248H245ZM250 249V248H249ZM252 249H251V251H252ZM198 250H199V248H198ZM216 250V249H215ZM243 250V249H242ZM121 251V250H120ZM148 251H152V250H148ZM156 251V250H155ZM194 251V250H193ZM153 252V253H152ZM151 252V254H152V257H153V254H155L154 253V251H152ZM172 252L171 253H169L168 251H167V249L165 250H163L162 252H161V250H160V252L158 253V251H157V254L156 255H154V257L156 256L157 257V259H160L159 260V262L158 261H156L155 259V262L156 263H158V264H160V262H161V260H163L164 261V264H165V261H167L169 258H170V255L172 254ZM181 252L180 253H178V256H179V254L181 255ZM204 252V251H203ZM202 252V253H203ZM149 254H150V252H148ZM186 253H183V257L181 256V258H180V261L182 262V264L185 262V259L187 258V256H188V258H187V261L186 262H189V261H192V263L193 262H195V261H193L194 259H196L195 257L196 256H194V254L192 255L191 254V256H192V260L189 258V255L187 254V256H186ZM151 254L149 255V257L148 258H150L151 257ZM205 254V253H204ZM173 255V254H172ZM171 255V256H172ZM176 257H177V254L175 255ZM185 256H186V258H185ZM190 256V257H191ZM204 256V255H203ZM89 257V256H88ZM87 257V258H88ZM86 258V260H84V261H86V263L85 262H83V261H79V262H83V264H99L100 262L101 263H103V264H132V262L129 260V256H128V250H126V251H122L121 253L119 252V254L116 256V257H112L113 259H111L110 260V262L109 261H107V260H104V258H103V256H100L98 259H92V257H89L88 259H89V261L87 262V259ZM92 260H91V259ZM96 258V257H95ZM172 258L174 259V256H172L171 257V260H172ZM206 258V257H205ZM205 258H204V260H205ZM83 259V258H82ZM152 258H150V261L148 260V263L149 262H151L152 260H151ZM167 259V260H166ZM176 259V258H175ZM174 259V260H175ZM179 259V258H178ZM178 259H176L175 261H179ZM190 259V260H189ZM203 259V258H202ZM38 260V259H37ZM49 260V259H48ZM50 260H52V259H50ZM53 260H54V258H53ZM52 260V261H53ZM90 260H91V262H90ZM170 260V259H169ZM168 260V261H169ZM173 260V261H174ZM196 260H198V261H196L197 262V264H200V263H202V261H204V260H201L200 259V257H199V259L197 258ZM209 261H210V259H208ZM212 260V259H211ZM100 261V262H99ZM167 261V262H168ZM199 261H201L200 263H198ZM213 261V260H212ZM46 262V261H45ZM59 262H60V260H59ZM170 262V261H169ZM168 262V263H169ZM172 262V261H171ZM170 262V263H171ZM207 262V261H206ZM215 262V261H214ZM4 263V262H3ZM11 263V262H10ZM64 263V262H63ZM147 263V264H148ZM155 263V264H156ZM174 262H172V264H173ZM189 263H191V262H189ZM189 263H184V264H189ZM191 263V264H192ZM205 263V262H204ZM6 264V263H5ZM13 264H14V262H13ZM33 264H62L61 262L60 263H58L57 261H55V262H47V263H44L43 261L41 262V259H40V261H36L35 263H33ZM145 264V263H144ZM149 264H151V263H149ZM161 264H162V262H161ZM167 264V263H166ZM176 264H178V262H176ZM194 264V263H193ZM196 264V263H195ZM205 264H207V263H205ZM209 264V263H208Z\"/></svg>", "mask_w": 264, "mask_h": 264}]
</instances>
